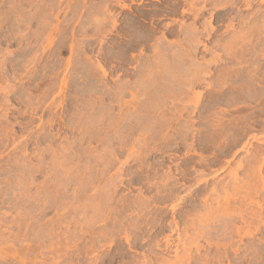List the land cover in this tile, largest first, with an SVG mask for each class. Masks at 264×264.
I'll return each instance as SVG.
<instances>
[{"label": "bare ground", "instance_id": "1", "mask_svg": "<svg viewBox=\"0 0 264 264\" xmlns=\"http://www.w3.org/2000/svg\"><path fill=\"white\" fill-rule=\"evenodd\" d=\"M4 1V0H3ZM17 2H18V0H16ZM43 1H45L44 3H47V4H45L44 5V3H42V2H40L39 1V4L40 3H42V6L41 5H39L38 7H36L35 8V12H33L32 11V13H30L31 11H29V15H26V16H24V15H22L21 16V18H17V19H15L16 20V22L17 21H20V25L18 24V27H17V29L16 28H13V29H16V30H18V32L17 33H15L16 35H18V38L16 37H14L13 38V36L15 35V34H13L12 35V38L13 39H15L18 43L19 42H21V43H23L22 41H24V42H26L25 43V45H27V46H30L29 47V49H30V58L31 59H29V63L28 62H26V63H28V64H30V66H32V71L30 72H28V73H30L29 74V78H28V75L26 76V79L27 80H29V82L31 81V82H33L32 84H34L35 83V81L37 80V78L39 79V80H37L36 81V83L38 82L39 83V81L40 80H43V82L42 81H40V83H42L43 85H41L42 86V88H43V90H44V92L42 93V95H41V92H40V95H41V97L39 96V97H37V93L35 94L29 87H30V84H27V85H29V87L28 88H24V86H23V84H21V85H19L18 87H16V86H14L13 84H11V83H13V82H11V83H9V89H8V86H7V88H5L4 86H3V88H1L0 90H2V92H3V90H4V92H5V89H6V92H7V95H5L6 97H8L9 95L11 96V93H16V97H18V98H16L17 99V101L18 102H21V104L25 107V109H23V113L22 112H20L19 111V109H21V108H17V107H19V106H15V105H17V104H15V105H13L12 104V102L9 104V102H10V99H9V101H4V103L2 104V102H0V111H2V113H3V111L4 112H6L5 114H6V116L4 115V113H3V115H0V117H2V118H4V119H6V122H4V123H2L3 121H5V120H2L1 118V120H0V163L2 164L3 163V161H5V159H6V157H7V152L8 151H11L10 149H12L11 147H13V149L15 150V151H18V153L17 152H15L14 151V153H17L16 154V157L14 156L13 158H14V161L11 159L10 160V162L11 163H9L8 164V162H9V160L7 161V162H5V163H7L8 165L7 166H9V167H6V169H4V170H8L9 172H5L4 174L3 173H0V204L2 203V204H4V206L6 207L7 205V207H9V205H11L12 207H10V208H16V207H18V208H22L21 206H20V204H21V202H24L25 200H23V201H21V199H22V196H23V193L25 192V191H27V192H29L30 190L29 189H31L30 187H28V185H30L31 187L33 186V185H36V183L33 181V183H35V184H31L30 182L32 181V180H34L33 179V176H34V174H36V176H37V174L38 175H41V174H44V172H45V174H44V176L45 175H47V176H50V177H52V175H54L53 176V178H56V177H60V175H61V173H62V175H64V174H66L65 172H67V170H69V169H67V168H65V169H67L66 171L65 170H63L64 169V165H67V164H64L62 161L64 160V161H67V160H75V159H79V158H81V159H79V161L78 162H80L81 160H86V162L88 163V165H89V163H90V165H92V164H95V166L96 167H94L95 169V171H94V173H91V177L90 176H88V180H85V181H88V185L89 184H91L92 185V183H93V181H95V180H97L98 178H105L104 176L105 175H109V174H112L111 172H112V170H114V168L116 167V166H114L113 165V163L114 164H116V162L115 161H117L118 159H117V156L118 155H120V153H122V152H124L125 150H128L127 148L130 146V143H133L134 142V139L132 140V136H134L133 134H134V132L136 131V133H137V131H139V132H144V133H142V134H140V136H141V138H143L142 136H144V138L143 139H139L140 141V143L138 142V145H140L141 143H143V145H142V147H143V149H141V147H140V149L141 150H139V153H141V155L136 151V153H138V155H136V153H129L128 155H127V157L125 158V161L122 163V167L121 168H119V169H116L115 170V177H120L121 175H123V174H125V172L127 173L126 175H128V174H130V170L127 168V166L126 167H124L125 165H128L129 164V160H134V161H137V162H140L141 160H139V155L140 156H143V154L145 153L146 154V151L148 152V151H150V149L152 148L151 147V142H155L157 139L158 140H160L161 141V139L162 140H164V142H165V140L167 141V139H168V134L171 136V138H173L172 137V134L174 135L175 133H177V132H180V131H178V130H176L177 132H173L172 134L171 133H168V129H169V131H170V128L174 131L175 129H178V127L177 128H175L174 129V126L176 127V125L178 124V122H177V124L175 123V122H173V120H171L170 118V120L171 121H168V118H167V120H166V118H164V116H162V115H164V113H162V117L160 118V116H159V114H160V111H159V114L157 115V114H155L154 112V115H153V113H152V111H155V110H153V109H156L157 107V105L155 106L154 105V103L153 102H151V103H145V104H143V101L144 100H147L148 98H149V100L150 99H153L154 97H156V95L157 94H161V95H163L165 98H172L173 96V94H176L177 93V91L179 90V88L180 87H183V86H179V85H184V87L185 88H183L184 90H182L183 91V94H184V92H185V94L187 95V98H188V102L186 101L185 103H183L182 104V107H183V109H187V110H189L190 109V107L192 108V107H194L193 109L194 110H192V112H195V110H199V106H200V102H201V99L203 100V96H202V92L201 93H195L194 92V87L195 86H197V85H199V84H201L202 82H207V79L208 78H211V76H212V65L215 67L216 66V64H219L220 62H223L224 60H226L227 58L225 57V59L223 60V58H221V56L220 55H217L216 54V56H214L213 57V59L211 60V61H209V60H206V61H202V62H197L196 60H194L193 61V63H189L190 65H188L187 66V69H185V71H184V73L182 72V74H179V72H176L175 74H173L175 71H176V68H175V70H173L174 68H172V69H168V70H170L171 72H173V73H171L170 74V78H168V77H165V74L166 73H168L169 71L168 70H163L162 68H156V67H159L160 65H158L157 63L158 62H156V61H159V63H161V61L160 60H158V59H161L162 57H161V54H160V56H157V55H155V56H157L158 57V59H156V58H154V54L151 56V57H149V58H152L151 60H153V63H150V64H153V65H148V64H138V66L139 65H143V69L141 68V67H138V69L140 68V74H138V76H136V74H134L136 77H138V78H135V79H137V80H135L133 77L131 78L132 80H135V81H131V83L130 82H126V83H122L123 81L121 80V82L119 81L120 80V77L121 76H125L126 77V75H132V76H134L132 73L134 72L135 73V70H136V67H133L134 69V71H129V70H125V67L126 66H130V64H131V66H133L132 65V58L133 59H135L133 56H131V57H129V51L130 50H132V49H137L138 47H148V45L151 43V42H154L155 44L153 45L152 43V45H151V47H152V50H154V52L155 53H157L160 49H161V46L165 43L164 41H166V39L167 38H169V37H173V36H176V37H179L180 35H179V33H181V31H183V32H185V33H181V34H184V36H186L185 38H186V42L188 43V46L191 48V49H193L194 51H197L198 49H199V47H200V45L203 43H201L200 42V36L202 35H205V37L207 38V40H209V37H210V42H212L213 40H212V38H214V36H215V34H216V32H218L219 30L217 29V26H215V23L214 22H217L220 26H222L223 27V25L225 24V23H227V25L226 26H224L227 30L229 29H232V30H234L233 28H234V25H233V23H234V20H235V18L236 19H239V20H241L243 17V11L242 10H240V7H244V9L245 10H249V8H251V7H254L255 5H257V4H260V5H263L264 6V0H164L163 2H165V5H164V8L162 9V10H158L159 12H160V15L163 17V19H166L167 20V18H169V17H171V20L169 19V22L170 21H172L171 23H167L166 25L163 23L162 25H165V26H163L164 28V31H163V33H162V31L160 32V33H162V37H160V38H162L163 40H161V42L163 43L161 46H160V48L158 49V47H157V44L158 43H160V41H158L157 40V38H156V40L155 39H153L155 36V31H157L158 30V28L156 29V27H155V25H154V27H155V29L152 31V32H149L148 34L145 32L144 34L142 33V32H144V30H143V23L145 22V21H147V20H150V22L151 23H157V22H155V20H158V19H161L162 20V17H159L158 19H157V15L159 14H156V13H154L155 11H149V12H147L146 14H142L141 12L140 13H138V12H136V13H138L136 16H132V17H128V18H125V16H124V18L123 19H120V20H118V19H116V17L114 18V16H112V14L111 15H109L110 14V12L108 11H106L107 13H105L104 14V12H100L99 14L100 15H102V14H104V16L106 15V16H112V18H113V21L111 22L112 23V30H111V32L108 30V33L110 32L111 34H114V33H116V34H118L120 37H122V38H128L129 40H128V42H129V45H128V47L126 46V49H124V50H120L118 53H116V54H110V53H108V52H105L104 53V55H103V59L105 60V62L104 63H106V64H108L109 65V63H111V62H114V60H117L116 62L118 63V65H119V67H121V68H119L118 66H117V68H119V69H121L120 71H119V69H117V68H115V69H117V78H116V81H112L113 83H114V85H115V87H114V85L112 86V84H111V86H109L110 85V83H109V81H110V78H114V76L112 75V73H111V71H110V69H106L105 68V66H103V60H101L102 62H100L99 61V66H96V68H92V67H95V66H93L91 63H88L87 62V66H88V64H89V68H90V64H91V68H90V70L88 69V67H85L84 65L86 64L85 62L87 61V59H86V61H84V62H82V61H80L79 59L81 58V54L83 53L82 52V47H81V49H79L78 47H76V46H79L76 42L78 41L77 40V38H80V36H83V35H85V37L84 38H86V37H88L87 36V34L86 33H88L87 31H88V29L87 28H89V29H92L91 28V25H95V31H91V32H95L94 33V35L96 36L97 34L98 35H101V33H103V32H101V31H104L105 30V21H103V19L105 20V17L103 18L102 16H100V17H102V18H100V17H97L98 15H94V17L91 19H89V17H88V19L90 20V22L88 23V27L87 26H85V24L86 23H84L82 26H81V22L84 20V21H87L85 18L86 17H84V19H82V21L80 20V19H78V21H76V20H74V17L76 16V15H74V17H73V15H72V19L75 21V23L73 22V20H68V13H66L67 11H64L65 13L64 14H66V16H63L64 18H66V21L70 24V22L69 21H72L73 23H74V26L72 27L71 25L73 24V23H71V25L69 26L68 24H64L63 26H64V28L62 27V24H60L61 26V28L59 29L58 28V26H55V24L52 22L54 19H52V24H54L53 26L54 27H50L49 26V23H51V22H49V20H51V15L53 16V14L55 13V12H59L58 14L57 13H55V14H57L58 15V18H59V20H60V17H59V14L61 13V11H55V9L56 8H53V6H51V0H48V1H46V0H43ZM53 1V0H52ZM55 1V0H54ZM59 1V0H58ZM73 1V0H72ZM124 1H126V0H119V1H117V3L118 4H120L121 6H122V8L123 9H127V10H129L130 9V7H129V5H127ZM131 1V0H130ZM136 1V0H135ZM157 1H160V0H157ZM26 3H28L29 4V2H31V1H29L28 0V2L27 1H25ZM24 2V3H25ZM37 2L38 1H36V2H34V3H36L37 4ZM68 2V1H67ZM76 2V6H74L73 7V10L74 11H76L74 8L76 7L77 8V6H78V0L77 1H75L74 0V3ZM80 2H85V4H86V2L87 1H81L80 0ZM88 2H89V0H88ZM108 2V1H107ZM132 2H133V0H132ZM162 2V3H163ZM16 3V2H15ZM23 3V0H21V3H16L17 5L18 4H22ZM32 3V2H31ZM29 4L28 6L30 7V5L32 6V4ZM54 3V2H53ZM53 3H52V5H53ZM57 3V2H56ZM59 3H60V1H59ZM68 3H70V5H71V1L70 2H68ZM73 3V4H74ZM104 3H106V2H104ZM109 3V2H108ZM111 3V2H110ZM15 4V5H16ZM62 4H63V2H62ZM88 4V3H87ZM113 4V3H112ZM115 5H118V4H116V2L114 3ZM129 4V3H128ZM164 4V3H163ZM199 4H202L201 6L202 7H199V8H197V5H199ZM20 5L19 6H17V7H19V8H17L16 6H15V8H17V9H19V11H20V9H22L21 7H20ZM57 5H60V4H57ZM57 5H54V6H57ZM70 5L69 6H66L67 8H71L70 7ZM81 5V3H79V6L78 7H82V6H80ZM82 5H83V3H82ZM106 5H108V4H106ZM105 4L103 5V8L102 9H105L104 8V6H106ZM182 5H184L183 7H182V9H181V6ZM34 6H35V4H34ZM61 6V5H60ZM60 6H57V7H60ZM119 6V5H118ZM120 6V7H121ZM142 6V5H141ZM143 6H144V4H143ZM23 7V6H22ZM62 7V9L64 10L65 8H63V6H61ZM60 7V8H61ZM86 6H84L83 5V8H85ZM91 7H93V6H91ZM91 7H90V9H91ZM101 7H102V5H101ZM100 7V8H101ZM110 7H113V5H111ZM213 8V10H215L214 12H215V14L213 13L212 15H211V17L213 18V20H214V22H210V23H208L207 21V23L206 24H203L202 26H203V28H202V30L200 31V30H198V28H196L195 27V25L196 24H194V26H191V25H188V26H190V27H185L182 23H180L181 21L180 20H177L176 18H173V16L174 17H176V15L180 12L182 15L181 16H186V15H191V16H193V20L195 21V22H197L196 20L199 18V17H201L202 15H204V12H205V10L206 9H208V8ZM10 7H8V9H9ZM11 8H13V6L11 7ZM10 8V9H11ZM94 8H98V6L97 7H94ZM147 8V7H146ZM24 9V8H23ZM81 9V8H80ZM80 9H78L77 8V12L79 11L80 13H81V11H80ZM86 9V8H85ZM108 9H109V6H108ZM150 9V8H149ZM12 10V9H11ZM14 10V9H13ZM16 10V9H15ZM27 10V9H26ZM31 10V9H30ZM57 10H58V8H57ZM66 10V9H65ZM82 10V9H81ZM87 10H89V7H88V9ZM92 10V9H91ZM156 10V9H155ZM156 10V11H157ZM230 10H231V12L232 13H235V17H233L231 14V12H230ZM17 11L18 10H16V11H13V13H11L10 12V10H9V12L11 13V15H13L14 14V12H16L17 13ZM18 11V12H19ZM23 11H25V9L24 10H22V11H20L19 13L21 14ZM74 11L72 12V14H77V18H80V17H82V16H80L79 17V15L78 14H80L79 12L78 13H74ZM93 12H91V14L92 13H94V11H95V9L94 10H92ZM97 11V10H96ZM258 11V10H257ZM27 14H28V11H25ZM63 12V11H62ZM86 12V11H85ZM85 12H83L82 11V13H85ZM89 13H90V10L88 11ZM88 12H86L87 13V15H88ZM208 12V11H207ZM259 12V11H258ZM258 12H257V14H258ZM16 13L14 14V15H16ZM85 13V14H86ZM144 13H145V11H144ZM9 14V13H8ZM22 14H24V13H22ZM63 14V15H64ZM71 14V13H70ZM85 14H84V16H85ZM108 14V15H107ZM123 14V13H122ZM251 14V13H250ZM10 15V16H11ZM57 15H54L53 17L55 18V19H57ZM86 15V16H87ZM234 15V14H233ZM253 14H251L250 16H252ZM254 15H255V13H254ZM10 16H9V18H10ZM19 16V15H18ZM91 16V15H90ZM96 16V17H95ZM122 16V15H121ZM180 16V15H179ZM183 16V17H184ZM190 16V17H191ZM232 16V17H231ZM237 16V17H236ZM259 16H260V27H261V29L263 28L264 29V12H262L261 11V13H259ZM7 17V16H6ZM203 17V16H202ZM246 17V16H245ZM248 17V18H247ZM245 19L243 18L242 20H241V22H242V24L239 26L240 27V29H239V31L237 32L236 30V32H234V33H237V34H234L233 32H232V34H234V36H229V37H231L232 39H230V41H225L224 42V38H219V40L221 39H224L223 40V42L225 43V45L223 44V46H222V49L225 51V53H224V51L221 49V52H223L224 54H225V56H228V61H230L231 59L230 58H237V56H236V54L235 53H238V52H231L230 50H233V49H231L232 47H233V45H234V47H236V45H239V44H242V45H244L243 46V49L241 48V50L242 51H240L239 50V52H241V54H242V56L243 55H245V54H247V53H245L244 54V52H250V50H252V48H253V46H254V44H251V43H253L252 41H251V37L250 38H248L247 36H245L246 34H247V32L248 31H251V30H253V28H250V27H247V25L249 24L248 22H251V19L249 18V16H247ZM257 17H258V15H257ZM76 18V17H75ZM109 20H110V17H107ZM253 18V17H252ZM3 18H1V20H2ZM7 19V18H6ZM11 19V18H10ZM10 19L8 20V21H10ZM108 19H106V22H108L107 20ZM173 19V20H172ZM188 19V18H187ZM6 20V21H7ZM14 20V19H13ZM65 20V19H64ZM80 20V21H79ZM185 20V19H184ZM238 20V21H239ZM244 20V21H243ZM7 21V22H8ZM57 21V20H56ZM180 21V22H179ZM4 21H2V23H3ZM59 22V21H58ZM57 22V24L59 25V23ZM65 22V21H64ZM64 22H61V23H64ZM162 22V21H161ZM165 22V21H164ZM1 23V24H2ZM12 23V22H11ZM10 23V24H11ZM25 23V25L26 26H24L23 24ZM35 23L37 24L36 26H37V30H36V28H34L33 26L35 25ZM66 23V22H65ZM148 23V22H147ZM166 23V22H165ZM194 23V22H193ZM258 23V22H257ZM6 25H7V23H5ZM9 24V27H11L12 28V26H14V25H10ZM12 24H14V23H12ZM17 24V23H16ZM89 24H91V25H89ZM51 25V24H50ZM78 25H79V28H78ZM87 25V24H86ZM105 25V26H104ZM161 25V26H162ZM205 25V26H204ZM218 25V26H219ZM258 25V24H257ZM5 26V25H4ZM15 26H17V25H15ZM52 26V25H51ZM150 26L152 27V25L150 24ZM183 26H184V29H183ZM249 26V25H248ZM8 27V28H9ZM24 27V28H23ZM33 27V28H32ZM87 27V28H86ZM107 27V26H106ZM160 27V26H159ZM252 27V26H251ZM254 27V26H253ZM1 30H3V24H2V26H1ZM7 28V27H6ZM5 28V29H6ZM10 28V29H11ZM20 28V29H19ZM23 28V29H22ZM49 28V29H48ZM94 28V27H93ZM104 29V30H101V29ZM187 28V29H186ZM35 29V30H34ZM258 29H259V26H258ZM50 30V31H49ZM93 30V29H92ZM99 30H101V31H99ZM141 30H143L142 32H141ZM218 30V31H217ZM15 31V30H14ZM46 31H49L48 32V34H47V32ZM149 31V30H148ZM254 31V30H253ZM253 31H251V32H253ZM4 32V31H3ZM6 32V31H5ZM4 32V33H5ZM11 32H13V30H11ZM11 32L9 33V31L7 32V34L9 33L10 35H11ZM44 32H46V33H44ZM100 32V33H99ZM251 32H250V35H251ZM264 32V31H263ZM104 33H107L106 31H104ZM142 33V34H141ZM155 33V34H154ZM219 33V32H218ZM6 34V35H7ZM9 34L7 35V36H9ZM44 34L45 35H47L46 36V41H45V44H46V42H47V44H46V46L44 47V43L42 42V40L45 38L44 37ZM80 35L79 37H77L76 35ZM177 34H178V36H177ZM0 35H2V34H0ZM43 35V37L44 38H41L42 40H39L40 39V37ZM88 35H89V33H88ZM93 35V34H92ZM102 35H104V34H102ZM4 37H6L5 36V34L3 35ZM77 38H76V37ZM89 37L91 38V36L89 35ZM93 38H94V36H92ZM97 37V36H96ZM166 37V38H165ZM223 37V36H222ZM247 37V38H246ZM9 38V37H8ZM11 38V39H12ZM56 38V39H55ZM57 38H58V40H57ZM70 38V40H74V41H72V42H75L76 44H74V43H72L70 40H68V42H67V39H69ZM75 38H76V40H75ZM165 38V39H164ZM10 39V38H9ZM12 39V40H13ZM159 39V38H158ZM55 40H57V41H55ZM82 41H90L89 40V38H86L85 40H83V37H82V39H81ZM80 40V41H81ZM155 40V41H154ZM217 41H218V39H216ZM8 42H9V44H10V41L9 40H7ZM15 41V42H16ZM38 41L40 42H42L41 44H42V46H43V48L46 50V52H47V50H48V55L49 56H51V53L52 52H56L57 53V51H55V50H57V49H55L54 48V51L52 50V45H57L58 47L57 48H59L60 50L62 49V50H64V49H66L67 48V46L69 47V49L68 50H70V57H72V59H73V61H71L70 59L68 60V62L66 63V65H65V68L63 69V71H65V74L66 75H68L71 71L73 72V73H75V75L77 76L76 78L77 79H79V80H83L84 81V83L86 82V84H87V86H85L84 84H83V88H84V86H85V90L83 89L82 90V87H80L79 85H77V86H79L78 88L77 87H75L76 86V84L74 85V91H75V93H76V99H73L72 100V103H71V105H67V101L65 100V98H64V95H65V92L68 90V88H69V84H67V82H66V77L61 81V84H60V86H59V88L57 89V91H58V93L56 92V90L54 91V92H56L58 95H57V98H55V97H53L52 95L50 96V94L53 92V90L54 89H56L55 88V86L57 85V84H55V82H54V84H52L53 82V76H55L56 75V72L58 73V74H60L59 73V70L61 71V69L60 68H62V66H64V63H65V61H64V63H63V65H61L60 66V64L58 63V62H56L57 60V58L58 57H56V61L54 62V61H52V62H50V63H53L52 65L50 64H47L46 62L48 61V60H46V59H50L49 61H51V58H54V57H51V58H49V56L42 50V54H44L45 55V57H46V59H44V58H42V57H40V59L42 58V59H44V60H46V61H44L45 63H46V65L45 66H43L45 63H42V62H40V63H42V64H39V57H38V53H40L39 51H40V49L41 48H39V46H41V44L39 43V46L38 45H36V43H38ZM44 41V40H43ZM72 43L70 46H69V44H70V42ZM81 41V42H82ZM87 41V42H88ZM213 41V43L214 44H221V42L220 41ZM250 41H251V43H250ZM12 42V41H11ZM79 42V41H78ZM246 44V46H245V44ZM34 44V46L36 45V47L37 48H39L38 50V52L37 51H34V50H37V49H35V47L33 46V44ZM69 43V44H68ZM80 43V42H79ZM169 43V42H168ZM177 43V42H176ZM20 44V43H19ZM44 44V45H43ZM68 44V45H67ZM74 44V45H73ZM93 43H87L86 44V46L83 48V49H87V47H89L90 45H92ZM206 44H208V42L206 43ZM76 45V46H75ZM81 45V44H80ZM160 45V44H159ZM158 45V46H159ZM165 45H167V47H169L170 45L169 44H165ZM169 45V46H168ZM176 45V44H175ZM204 46V48L205 49H207V45H205V44H203ZM218 45H217V47H218ZM242 45H241V47H242ZM20 47H24V45L22 46V45H20ZM19 47V48H20ZM143 47V48H144ZM150 47V48H151ZM163 47V46H162ZM171 47V46H170ZM175 47V46H174ZM173 46L171 47V48H169L170 50L171 49H174L173 50V52H174V54L176 55V54H179V51L180 50H178V47L179 46H176L175 48H176V50H175V48H174ZM220 48H221V46H219ZM180 48V47H179ZM23 49V48H22ZM25 49V50H24ZM23 50L24 51H26V48H24ZM88 49H90V48H88ZM87 49V50H88ZM122 49V48H121ZM184 49V48H183ZM22 50V51H23ZM61 50V51H62ZM67 50V49H66ZM21 51V50H20ZM59 51V50H58ZM61 51H60V53H61ZM85 51V50H84ZM133 51V50H132ZM193 51V52H194ZM227 51V52H226ZM15 52V51H14ZM165 52V51H164ZM187 52V51H186ZM198 52V51H197ZM36 53L38 54V55H36ZM40 53V55L42 56V54ZM56 53H54V54H56ZM171 53V52H170ZM183 53H185V52H181L180 51V54H183ZM255 53V52H254ZM16 54V53H15ZM54 54H52V56L54 55ZM159 54V53H158ZM221 54V53H220ZM250 54V53H249ZM13 53H10L9 54V56H10V58H5V60H10V62L11 63H9V66H10V64H12V63H16V61H17V57H13ZM59 55V52H58V54L57 55H55V56H58ZM76 56V60H78V61H75L74 60V58H73V56ZM86 55V54H85ZM134 55V54H133ZM162 55H164V54H162ZM175 55H172V57L173 56H175ZM183 55H185V54H183ZM187 55H190V54H187ZM237 55H240V54H237ZM7 56H8V54H7ZM32 56V57H31ZM60 56V55H59ZM74 56V57H75ZM79 56H80V58H79ZM84 56V55H83ZM82 56V57H83ZM135 56V55H134ZM177 56H179V55H176L175 57H177ZM181 56V55H180ZM222 56H223V54H222ZM241 56V55H240ZM253 56H255V54L253 55ZM257 56V61H256V63L258 64V63H261L260 62V60H259V57L261 58H263V56H264V52H261L260 53V56H259V54L258 55H256ZM259 56V57H258ZM44 57V56H43ZM138 57H140V56H138ZM138 57H137V59H138ZM142 57L143 56H141V59H142ZM146 57V56H145ZM160 57V58H159ZM169 57V56H168ZM230 57V58H229ZM59 58H61V57H59ZM261 58V59H262ZM140 58L138 59V60H140L139 61V63L142 61ZM178 59H181V58H176V60L178 61ZM235 59H233V60H235ZM240 59H241V57H240ZM245 59V58H244ZM53 60V59H52ZM59 60H62V59H59ZM83 60V59H82ZM138 60L136 61V60H134V61H136V63L138 62ZM150 60V59H149ZM243 58L238 62V58L235 60V62L237 61L238 62V64H240L241 66L242 65H244V63H243ZM264 60V59H263ZM19 61H23V60H21V58H19L18 59V62ZM89 61V60H88ZM133 61V62H134ZM190 61V60H189ZM196 61V62H195ZM245 61V60H244ZM248 61V60H247ZM255 61V60H254ZM262 61V60H261ZM5 62V61H4ZM7 62H9V61H7ZM6 62V63H7ZM20 62V64H22L21 66H23V63H21ZM24 62V61H23ZM62 62H63V60H62ZM61 62V63H62ZM80 62H82L81 64H84L83 66L85 67H82V65L80 64ZM90 62V61H89ZM5 63V64H6ZM49 63V62H48ZM116 63V64H117ZM148 63V62H147ZM177 63V62H176ZM234 63V62H233ZM246 63H248V62H246ZM245 63V64H246ZM255 63V62H254ZM256 63H255V65H256ZM263 63V62H262ZM4 64V65H5ZM14 64H12L11 65V68L12 69H10V71L12 70V76H14L15 74H16V72H18L17 71V69L16 68H20L19 67V65H18V67H17V63H16V65H14ZM114 64V63H113ZM115 64V65H116ZM158 66H157V65ZM162 64V63H161ZM236 64V63H235ZM27 65V64H26ZM38 65H42V67H43V69H42V67H41V69H42V71H43V73L46 71V73L45 74H47V71L49 70L50 71V74H49V77H48V75L46 76V77H48L49 79L47 80V78H46V80H44V79H40L42 76H43V78H44V76L45 75H40V73L39 72H37L36 70H35V68L37 69V68H39L38 67ZM224 65V64H223ZM254 65V66H255ZM258 65H260V64H258ZM258 65H257V67H258ZM262 65V64H261ZM260 65V66H261ZM8 66V67H9ZM80 66V67H79ZM114 66V65H113ZM128 66V67H129ZM137 66V65H136ZM163 66V65H162ZM174 66V65H173ZM259 66V67H260ZM112 66H110L109 68H111ZM161 67V66H160ZM176 67V66H175ZM249 67H250V65H249ZM258 67V68H259ZM262 67V66H261ZM10 68V67H9ZM9 68H7V70L9 69ZM87 68V69H86ZM108 68V67H107ZM154 68H156L155 70L158 72V74H156L157 72H154L155 70H154ZM164 68V67H163ZM239 68H240V66H239ZM245 68V67H244ZM263 68H264V65H263ZM263 68H261V69H259L260 71H262V69ZM26 69V68H25ZM28 69V68H27ZM84 69H86V70H88V73H87V71H86V73H87V75H85L86 73H85V70ZM115 69H114V71H115ZM142 69V70H141ZM242 69V68H241ZM247 69V68H246ZM253 69V68H252ZM179 70V69H178ZM177 70V71H178ZM244 70V69H243ZM259 70L256 68V69H254V71L252 70V72H251V75H250V77L252 78L251 79V82H245L244 81V83L241 81V83L239 82H237V83H234L231 79H236L238 76H239V72H240V70L239 71H237V72H233L234 73V75H232V72L231 71H224L223 73H220L219 75H218V78H216V81H218V84H217V82H214V84L216 83L218 86H216V84L215 85H213L214 87L216 86L218 89L216 90V91H213V92H215L213 95H212V97L211 98H213L214 99V102H215V104L217 105V107H218V105H222V103H225V104H229V105H231V106H233L232 108H234V112H229L231 115L230 116H232L233 117V115H235V114H237V113H243V116H239V118L236 116V117H234L233 119H230L229 120V117H226L227 115H228V112H225L224 110H218L217 112L215 111V112H213V110L215 109H211L212 111H210L211 112V116H218L219 115V117H221V118H219L218 117V119H217V117H216V119L217 120H214L215 121V124L212 126V130H214L213 131V134H212V136H208L209 134H208V132H207V136L206 137H210V139H208V143H211V144H213V145H217L216 146V148H219V150L217 151V152H213L214 154H213V159H203L202 160V162L200 163V161L198 162L199 164H200V167L202 168H200V167H196L197 169L198 168H200L201 170H196V169H194L193 168V166H192V168L194 169V175H195V173L197 174V176L199 177V180L197 179L195 182L196 183H191V184H194V185H191V186H189L188 185V183L186 182L187 181V179H189L190 177H191V174H189V172H188V170H190L191 169V167L189 166V168H188V170H183V169H181L182 171H179V169L177 170L178 172H180L179 174H180V178H178L177 176V178L175 177V175L176 174H174V175H172V171H171V174H170V171L168 170V172H169V174H165L162 178H164V180H162L161 179V184L159 183V182H156V180L155 181H151V180H148L147 181V185L149 186H147L148 188H147V191L148 192H150L149 190H153V188L155 189V194L153 193V195H157L158 196V198H156L155 199V201L157 200V199H160V201L158 202H154V200L153 199H151V198H147L146 200L145 199H137L136 201L135 200H133L131 203H129L128 202V200H127V198H126V201H125V199H122V198H124V197H122L121 199H119L120 200V202H121V200L122 201H124V203H122L121 202V204H119V203H117V204H119V205H121V206H119L120 208V210L117 208V206H114L115 207V209H113V208H108V206H106L107 204H109L112 200H114L113 199V197H114V195H115V193L118 191L116 188H117V186H115V181L114 180H111V181H114V183L112 182V184H114V188L112 189V190H110V189H108L107 190V194L106 193H104V194H106L105 196H104V198H102L101 196H100V194H102L101 192H100V194L99 195H96L98 192L97 191H93L95 194H93V195H96L97 197V199L98 200H100L99 201V203L100 202H102V200H104L107 204H105V207H107L108 208V210L107 211H114L113 212V214L115 215H118V214H120L121 215V213L122 212H124V210H126V212L128 211V209H129V211H130V209H132V207H136V208H138L139 210H140V208H141V212L142 211H151V209H149L152 205H151V202L149 201L150 199H151V201L152 202H154V204H153V206H152V208L153 207H155V210L156 211H158V209H161V204H163L164 205V203H166L168 200H173V199H176L174 202H173V204L169 207L170 208V211H172V213H173V211L175 212V211H178L185 203H187L188 201H191L194 197H196V198H199L200 197V201L203 203V207H204V209L203 208H201L202 206H201V204H200V208L202 209L201 211H212V203L213 202H210V199H209V196H210V194H212V197H213V194L215 195H219V194H223V196L225 195L226 197H228L229 196V193L231 192V191H233V192H235V193H237V192H243V194H244V199L243 198H241V199H238V200H240L238 203H241V205L239 206L238 204H237V206L236 207H242V205L243 204H245V203H242L243 201H249V200H251L253 203H256V204H258L259 206L261 205V208L263 207L262 206V204L260 203V202H254V198H256V197H254L255 196V194H257V193H259L258 191L261 189V188H264V175H263V171H264V156H263V152H262V150L261 149H263V146H264V93L262 94V95H258V94H256L257 92H260L261 90L262 91H264V76H263V79H261V76H260V72H259ZM264 70V69H263ZM9 71V70H8ZM26 71H28V70H26ZM25 71V72H26ZM42 71H40L41 73H42ZM62 71V72H63ZM137 71V70H136ZM139 71V70H138ZM168 71V72H167ZM215 71V70H214ZM247 71V70H246ZM71 72V73H72ZM242 72V71H241ZM243 72H245V71H243ZM264 72V71H263ZM27 73V74H28ZM38 73H39V75H38ZM70 73V74H71ZM138 73V72H137ZM7 74V73H6ZM6 74H5V76H6ZM10 74V73H9ZM8 74V75H9ZM14 74V75H13ZM18 74V73H17ZM63 74V73H62ZM64 74V75H65ZM216 74V73H215ZM21 75V74H20ZM25 75V74H24ZM61 75V74H60ZM63 75V76H64ZM74 75V76H75ZM153 75H155V76H153ZM167 75H169V73L168 74H166V76ZM241 75V74H240ZM4 76V77H5ZM23 76V75H22ZM37 76H41V77H37ZM59 76V75H58ZM71 76H73V75H71ZM70 76V78H72ZM74 76H73V78H74ZM160 77V78H158V77ZM1 77V76H0ZM4 77H2V78H4ZM9 77H11L10 75L8 76V79H7V77H5L6 78V80H8L9 81ZM15 78H17V75L16 76H14ZM13 77V78H14ZM56 77V76H55ZM54 77V78H55ZM69 77V76H68ZM129 77V76H128ZM155 77V78H154ZM163 77H165V79L163 78ZM18 78H21V77H19L18 76ZM50 78H52V79H50ZM58 78H60L59 79V81L61 80V77H57L56 78V80L58 79ZM69 78V79H70ZM72 78V79H73ZM119 78V79H118ZM144 78H146L145 80H144ZM168 78V79H167ZM241 78V77H240ZM11 79V78H10ZM25 78H23V80H24ZM25 79V80H26ZM86 79H88V80H86ZM108 79H109V81H108ZM115 79V78H114ZM166 81H164V80ZM5 80V81H6ZM17 80V79H16ZM16 80H13L12 79V81H16ZM56 80H54V81H56ZM167 80L169 81L168 82V84H167ZM11 81V80H10ZM73 81H75V80H73ZM78 81V80H77ZM107 81H108V83H107ZM127 81H129L128 79H127ZM159 81H164V82H162L164 85H166V86H164L163 84V86L161 87V82H159ZM235 81V80H234ZM237 81V80H236ZM253 81H259L261 84H263V87H261V88H263V89H258L255 85H254V83H253ZM19 82V81H18ZM25 82V81H24ZM47 82H49V83H47ZM71 82V81H70ZM69 82V83H70ZM76 82V81H75ZM121 84H120V83ZM133 82V83H132ZM135 82H137V86L135 87ZM28 83V82H27ZM35 83V84H36ZM39 83V84H40ZM47 83V84H46ZM83 83V82H82ZM141 85H140V84ZM14 84H15V82H14ZM17 84V83H16ZM58 84H59V82H58ZM74 84V83H73ZM79 84V83H78ZM109 84V85H108ZM134 84V85H133ZM203 84V83H202ZM257 84V83H256ZM26 85V84H25ZM37 85V87H39L38 86V84H36ZM72 85V84H71ZM81 85V84H80ZM140 85V86H139ZM21 86V91L19 90V92H17V90L19 89V87ZM32 86V85H31ZM35 86V85H34ZM40 86V87H41ZM82 86V85H81ZM159 86L161 87L160 89H159ZM179 86V87H178ZM207 88H209V87H212L211 86V83H208L207 84ZM17 88V89H14V88ZM23 87V88H22ZM36 87V86H35ZM35 87L34 88H32L33 90H35ZM36 87V88H37ZM56 87H58V85L56 86ZM71 87H73V86H70V88ZM164 87V88H163ZM206 87V86H205ZM213 87V88H214ZM215 87V88H216ZM79 88H81V89H79ZM134 88V89H133ZM136 88H138V89H136ZM163 88V89H162ZM72 89V88H71ZM88 89H89V91H91L90 93H89V91H88ZM132 89H133V92H140V90L142 91V93H140L139 94V96H138V94L136 95V94H133V92H132ZM158 89V90H157ZM178 89V90H177ZM182 89V88H181ZM212 89V88H211ZM32 91L33 93H31V92H29V91ZM40 90V89H39ZM135 90V91H134ZM155 90H157V91H155ZM213 90H215V89H213ZM73 91V92H74ZM83 91L85 92V91H88V93L89 94H86L87 96L89 95V97L90 96H94L95 95V98H94V100H91V101H87V100H85V101H87V102H89L88 103V106L86 105V107H89L88 109L90 110V112H86V114H87V116H86V114H85V116L83 115V113L81 114V112H80V110H78L79 109V107H81V106H84V108H86L85 107V103H84V101L82 100L83 98H82V96H81V98L82 99H80V98H78L80 95H77V94H79V93H83ZM5 92V93H6ZM93 92V93H92ZM179 92H181V91H179ZM212 92V93H213ZM95 93V94H94ZM128 94V93H130V96H131V98H132V102H138V107L136 108V110H135V108L133 107V112H131L128 108H131V107H128L129 106V104L131 103V101H125V100H122L123 98H124V96H125V94ZM195 93V94H194ZM9 94V95H8ZM55 94V93H54ZM66 94H68V92L66 93ZM91 94V95H90ZM93 94V95H92ZM39 95V94H38ZM84 96V99H86V97L87 96ZM256 95H258L257 97H256ZM13 96V95H12ZM34 96H36V98L34 97ZM68 96V95H67ZM73 96H74V94H73ZM172 96V97H171ZM5 97V99L6 100H8L7 98ZM51 98L52 99V97H53V99L51 100V99H48V98ZM71 97V96H70ZM142 97H144V98H146L147 97V99H144L143 100V98ZM256 97V98H255ZM9 98V97H8ZM14 98V97H13ZM78 98V99H77ZM141 98H142V103H141ZM255 98V100H252V99H254ZM19 99L21 100V101H19ZM87 99H88V97H87ZM90 99V98H89ZM91 99H92V97H91ZM107 99H109V100H111L110 102L113 104V102H116V103H114L113 105L115 106V104H117L118 103V106H119V115H118V110H117V108H116V111H117V114H112L113 112L112 111H115L114 109V106L113 105H111V103H106L105 101L107 100ZM2 100H3V98H2ZM1 100V101H2ZM13 100H15V99H13ZM48 100L50 101V102H48ZM69 100V99H68ZM251 100H252V102H251ZM16 101V102H17ZM108 101V100H107ZM251 103H250V102ZM86 102V103H87ZM106 104H105V103ZM249 102V103H248ZM252 103H254V104H252ZM12 104V105H11ZM107 104H109V106L107 105ZM133 104V103H132ZM193 105V106H192ZM136 106H137V104H136ZM68 108V109H70V110H68V112L69 113H66L65 114V108ZM176 107L177 106H175V107H171V108H173L174 110L176 109ZM206 107H208V106H206ZM141 108H143L142 109V111H141ZM161 108H164V106H162ZM161 108L160 109H156V110H161ZM219 108V107H218ZM181 109V108H180ZM205 109V108H204ZM39 110H42V112L43 113H46V114H48V118L47 119H45V120H47L46 122L44 121V119H42L41 117L42 116H39V125L38 126H40V131L38 132V131H36V132H32V131H30L29 129L30 128H32V127H30V126H28V127H30L29 129H27L26 128V124H28L29 123V125H31V124H34V123H31V122H33L34 120H35V118L36 117H32V116H34L35 114H37L38 113V111ZM44 110V111H43ZM88 110V111H89ZM210 109H208V111H209ZM9 113H8V112ZM208 111H207V113H208ZM16 112H19V114H21V116L23 115V116H27V115H29V116H31L32 118H34V120H32V118L30 119V121H27V123H25V126L23 125V127H24V129L22 128V130H23V132L24 133H22V135H18V136H20V137H18V136H16V134H14L13 133V131L15 130L14 128V126H15V124L17 125V123L16 122H11V123H13L14 125L12 126V124H10L9 123V121H10V119L9 120H7V115L9 114H12V113H16ZM112 112V113H111ZM209 112V113H210ZM213 112V113H212ZM201 114H200V116H204V117H209L210 116V114L208 115V114H206V110H203L202 109V111L200 112ZM233 113H235V114H233ZM25 114V115H24ZM42 114V113H41ZM45 114V115H46ZM18 115V114H17ZM83 115V116H82ZM114 115H118V116H114ZM242 115V114H241ZM12 116V115H11ZM15 116V115H14ZM44 116V115H43ZM210 116V117H211ZM229 116V115H228ZM10 117V116H9ZM28 117V116H27ZM166 117V116H165ZM203 117V118H204ZM207 117V118H208ZM209 117V118H210ZM14 118V117H13ZM228 118V120L226 121V119ZM17 119V118H16ZM24 120H25V118H23ZM223 119V120H222ZM23 120V121H24ZM32 120V121H31ZM175 120V119H174ZM8 121V122H7ZM26 121V120H25ZM177 121V120H176ZM208 121V120H207ZM212 122V121H211ZM31 123V124H30ZM187 123V122H186ZM194 123V122H193ZM22 124H24V123H20L19 125L20 126H22ZM88 124H91L90 126L91 127H89L88 126ZM176 124V125H175ZM189 124V123H188ZM19 125H18V127H19ZM37 125V124H36ZM86 125H87V127H86ZM191 125L192 124H189L188 125V127H186V125L185 126H183V129H185L184 127H186V129H185V131H186V133H188V132H190V134H191V129H193L192 127H191ZM162 126H165L164 127V129L162 128ZM180 126V125H179ZM14 127V128H13ZM157 127H161V129H163V131L164 130H167L166 132H162L161 131V129H160V131H161V134H160V136L159 137H161L160 139H159V137H158V133H157V131L155 130ZM194 128H195V126H193ZM37 128V127H36ZM181 128V127H180ZM179 128V129H180ZM190 128V129H189ZM215 128V129H214ZM12 129H14L13 131H12ZM158 129V128H157ZM182 129V128H181ZM21 130V131H22ZM32 130V129H31ZM187 130H190V131H188L187 132ZM53 131V133H51ZM71 132L70 133V135L72 134L73 136H74V134H77V136H76V138H75V141H69L68 139L69 138H65V140H68V141H66L65 143L63 142L62 144H66V146H61L60 147V145L58 144V146H57V148L58 147H60V148H58V149H60L61 150V154L63 155L62 156V158L60 159V161H61V163L60 162H58L57 160H55V159H57L56 158V152L54 151V149L53 148H51V147H53V145H54V142H55V140L58 138V137H60L61 135H62V132ZM149 131V132H148ZM154 131H156L155 133H154ZM184 131V130H183ZM183 131H181L180 133L182 134V132ZM184 131V132H185ZM259 132V133H253V132ZM151 135H149L148 133ZM172 132V131H171ZM195 132V131H194ZM55 133V134H54ZM147 133V135L149 136H145V134ZM179 133V134H180ZM144 134V135H143ZM158 134V135H157ZM179 134H177V135H179ZM180 134V135H181ZM185 134V133H184ZM210 134V135H211ZM177 135H176V137H177ZM179 135V136H180ZM187 134H185V136H186ZM72 136V139L74 138ZM170 136H169V138H170ZM178 136V138L176 139V140H179L180 141V139H181V136L179 137ZM157 137V138H156ZM175 137V136H174ZM183 137V136H182ZM188 137V136H187ZM64 138V137H63ZM170 138V140H172ZM180 138V139H179ZM184 139H185V141L187 142V138H185V137H183ZM59 139V138H58ZM61 139V138H60ZM175 139H173V140H175ZM204 139H206V138H203V139H201V141L200 140H198V141H200V142H198V143H200V145H201V142L203 143V142H205L204 143V145L206 144V146L208 145L206 142V140H204ZM131 140V141H130ZM137 140V139H136ZM158 140H157V142H158ZM169 140V139H168ZM172 140V141H173ZM63 141V140H62ZM93 141H95V143H101V144H103V146L104 145H106L107 146V148H109L108 150H107V148L105 147V150H103V152L104 153H101V155L100 154H95V152H96V149H97V147L96 148H93L94 150H89V151H85L84 150V148H83V145L84 144H86V143H94ZM182 141V140H181ZM57 142V141H56ZM70 142V143H69ZM136 143H137V141H135ZM162 142V141H161ZM176 142V141H175ZM174 142V143H175ZM183 142H184V140H183ZM258 143L259 145H257L258 147H253L254 148V150L252 149L251 151H253V152H249L250 151V148L252 147V146H255L253 143ZM115 143H117L118 144V147H114V144ZM135 143V144H136ZM170 143V142H169ZM181 142H178L177 141V143L175 144V146L178 148V146H179V144H180ZM11 145V147H10V149L9 148H7V147H9L8 145ZM43 144L45 145L46 144V147L44 146L43 147ZM61 144V145H62ZM116 144V145H117ZM156 144V143H155ZM32 145H34L35 147H36V149H35V151H33V154H34V152H36V153H38V155H36L39 159L38 160H36L35 159V161H38L36 164H33V162H31L30 163V158L27 160V158L29 157L28 156V152H29V150H30V147L32 146ZM40 145H42V147L40 148ZM132 145V144H131ZM154 145V144H153ZM210 145V144H209ZM236 145H239V148H238V151L237 152H232L233 151V146H236ZM134 146V145H133ZM144 146H146V148L144 147ZM202 146V145H201ZM34 147V148H35ZM130 147H132V146H130ZM130 147H129V149H130ZM189 147V146H188ZM204 147V146H203ZM213 147V146H212ZM231 147H233L232 148V150H231ZM236 147H238V146H236ZM85 148H87V147H85ZM134 148V147H133ZM148 148H150L149 150H148ZM154 148V147H153ZM153 148L151 149V150H153ZM175 148V147H174ZM214 148H215V146L213 147V150H214ZM256 148V149H255ZM8 149V150H7ZM87 149H89V148H87ZM86 149V150H87ZM7 150V151H6ZM216 150V149H215ZM13 151V150H12ZM58 151V150H57ZM129 151V150H128ZM141 151V152H140ZM246 152L247 154H248V157H243V158H238L239 160L236 162V159H237V157H238V154H240L241 152ZM264 151V150H263ZM126 152V151H125ZM219 152V153H218ZM57 153H60V152H57ZM88 154V159H87V157L84 155V154ZM98 153V152H97ZM60 154V155H61ZM246 154V155H247ZM9 155H10V153H9ZM47 155H52L55 159V161H57L58 163H60V164H64L63 166H61V167H63V169L61 168V169H59L60 167H58V169L56 168V166H57V164H55L56 166L54 167V165H53V167L52 168H49V170L46 172V171H44V169H43V173H42V167H44L43 165L45 164L46 165V162H45V156H47ZM82 155L83 156H85L86 157V159H82ZM135 155V156H134ZM174 155V154H173ZM186 155V154H185ZM212 155V154H211ZM35 156V157H36ZM121 156V155H120ZM170 156H172L171 154H170ZM205 155H203V157H204ZM36 157V158H37ZM60 157V156H59ZM59 157H58V160H59ZM84 157V158H85ZM208 157H210V156H208ZM230 157V158H229ZM239 157H241V156H239ZM11 158V157H10ZM10 158H8V159H10ZM48 158V157H47ZM201 158H202V156H201ZM207 158V157H206ZM211 158V157H210ZM226 158H228V160L226 159ZM49 159V158H48ZM223 159H226V160H223ZM30 160V161H29ZM34 160V159H33ZM52 160H53V158H52ZM139 160V161H138ZM89 161H91V162H93L92 164H91V162H89ZM29 162V163H28ZM142 162V161H141ZM67 163V162H66ZM69 163V162H68ZM81 163V162H80ZM235 163V164H234ZM51 164V166H52V162L50 163ZM75 164V163H74ZM83 164V163H82ZM118 164V163H117ZM116 164V165H117ZM142 164V163H141ZM197 164V163H196ZM234 164V165H233ZM84 165V164H83ZM144 165V164H143ZM233 165V166H232ZM47 166V165H46ZM49 166V165H48ZM50 166V167H51ZM71 166H72V164H71ZM98 166H99V169H100V167L102 168L101 170H97V168H98ZM114 166V167H113ZM195 166H198V164L197 165H195ZM67 167V166H66ZM142 167H144V166H142ZM218 167V170L216 169ZM234 167V168H233ZM7 168H9V169H7ZM56 168V169H55ZM78 168V167H77ZM82 168V167H81ZM179 168V167H178ZM185 168V167H184ZM213 168L215 169V171H213ZM76 169V168H75ZM86 169V168H85ZM89 169V168H88ZM140 169H143V168H141L140 167ZM150 169V168H149ZM230 169V170H229ZM1 170V169H0ZM61 170H63V171H65L64 173L63 172H61ZM80 170H82V169H80ZM140 171V170H139ZM177 171L175 172V173H177ZM191 171V170H190ZM207 171H208V173H207ZM209 171H211V172H209ZM228 171V172H227ZM61 172V173H60ZM76 172V171H75ZM12 173V174H11ZM60 175H59V174ZM90 173V172H89ZM148 173V172H147ZM191 173V172H190ZM192 173H193V171H192ZM11 174V175H10ZM82 174V173H81ZM224 174H228L226 177L224 176L223 178V180L222 181H220V182H216V180H218V178L219 177H221V176H223ZM33 175V176H32ZM72 175V174H71ZM87 175V174H86ZM177 175H178V173H177ZM243 175V176H242ZM32 176V177H31ZM142 176V175H141ZM203 176V177H202ZM27 177H29L28 179H31L30 181H28V180H26V178ZM69 177V176H68ZM122 177V176H121ZM149 178L148 179H150V176H148ZM197 177V178H198ZM202 177V178H201ZM45 178V181H46V178L47 177H44ZM49 178V177H48ZM91 178V179H90ZM111 178V177H110ZM113 178V177H112ZM139 178V177H138ZM143 178V177H142ZM159 178V177H158ZM194 179H195V177H193ZM59 179V178H58ZM57 179V180H58ZM69 179V178H68ZM77 179V178H76ZM99 179V180H100ZM115 180H117L116 178H114ZM120 179H122V178H120ZM119 179V180H120ZM134 179V178H133ZM153 179H154V177H153ZM52 179H48L47 181H51ZM59 180H61V177H60V179ZM63 180V179H62ZM61 180V182L59 183L58 182V186H60V185H62L63 186V189H64V186L65 185H63L66 181V179L65 180H63V181H65V182H63ZM90 180V181H89ZM119 180H117V181H119ZM135 180V179H134ZM143 180H145V179H140V180H136V181H134V182H136L137 184H143ZM147 180V179H146ZM36 181V180H35ZM54 181V180H53ZM80 181V180H79ZM78 181V182H79ZM81 181H83V180H81ZM143 181V182H142ZM151 181V182H150ZM191 181V180H190ZM44 182V181H43ZM52 182V181H51ZM152 182H154V183H152ZM156 182V183H155ZM45 183V182H44ZM47 183V185H42L41 187H48V188H45V191H44V188H43V190L41 191V198H37L36 199V197H35V195L33 194L32 196L34 197V199H35V201H33L32 199H31V197H30V199L28 200L27 198V200L29 201V204H30V201H33V202H31V203H33V205H34V203H35V207L37 208L36 209V211H40V214L38 213V212H36V213H38V215H39V218L37 219V217H36V219L38 220L37 221V223L38 222H40V224H41V221H43V220H40L41 219V217L42 216H44V213L46 214L47 212H48V209L50 210V207L52 208L53 206H52V201H54V200H52L53 199V197L52 196H55V194L54 193H51V191L53 190V188L55 187L54 185H52L51 184V186H49V184H48V182H46ZM80 183V182H79ZM109 183H111V182H109ZM117 183V182H116ZM119 183V182H118ZM157 183H158V185H157ZM190 183V182H189ZM66 184V183H65ZM120 185H123V180H121L120 181V183H119ZM134 184V183H133ZM86 185V184H85ZM119 185V186H120ZM144 185V184H143ZM13 186H14V188H13ZM37 187L39 186L38 184L36 185ZM52 186H54L53 188H52ZM57 186V185H56ZM62 186H60L61 187V191L62 192H64V190L62 189ZM93 186H94V183H93ZM8 187H11V190H12V188H13V190H14V193H16L15 192V190H17L15 187H17L18 188V191H20V193H21V195L22 196H19V194L17 195V193L16 194H14V195H11L12 193L11 192H13V191H11V190H9L10 191V193L11 194H9L8 192ZM34 187V186H33ZM49 187H51L52 188V190H49L50 188ZM26 188H29L28 190L26 189ZM40 188V187H39ZM75 188V187H74ZM80 188V187H79ZM84 188V187H83ZM83 188H81L82 190H83ZM96 188H97V185H96ZM95 188V189H96ZM109 188H112V186L111 187H109ZM118 188H120V187H118ZM142 188V187H141ZM10 189V188H9ZM47 189V190H46ZM56 189H57V191H56ZM89 189V188H88ZM40 190V189H39ZM59 189H58V187L56 188L55 187V193H57V192H59L58 191ZM93 190V189H92ZM140 190H142V189H140ZM22 191H23V193H22ZM26 192V193H27ZM66 192V191H65ZM79 192V191H78ZM86 192V191H85ZM97 192V193H96ZM262 192V191H261ZM19 193V192H18ZM26 193H24V194H26ZM35 193V192H34ZM40 193V192H39ZM80 193V192H79ZM142 193V192H141ZM232 193V192H231ZM54 194V195H53ZM57 194H59V196H60V192L59 193H57ZM57 194H56V196H57ZM143 194V193H142ZM150 194V193H149ZM233 194V193H232ZM37 195V194H36ZM64 195V194H63ZM139 195V194H138ZM141 195V194H140ZM139 195V196H140ZM152 195V194H151ZM235 195H237V194H235ZM12 196H16V198H18L17 200H15L16 198H14V197H12ZM25 196V195H24ZM23 196V197H24ZM29 196H31V195H28V197ZM38 196V197H39ZM59 196H58V199H59ZM75 196V195H74ZM77 196V195H76ZM99 196V197H98ZM149 196V195H148ZM222 196V195H221ZM224 196V197H225ZM20 197V198H19ZM25 197H27V196H25ZM143 197V196H142ZM151 197V196H150ZM156 197V196H155ZM211 197V196H210ZM219 197H220V195H219ZM239 197V196H238ZM52 198V199H51ZM60 198H61V196H60ZM63 198V197H62ZM92 198V197H91ZM95 197H93V199H94ZM229 198V197H228ZM228 198H224V199H228ZM20 199V202H18L17 203V201ZM24 199V198H23ZM223 199V198H222ZM257 199V198H256ZM52 200V201H51ZM119 200H117V202H119ZM16 201V202H15ZM62 201V200H61ZM91 201V200H90ZM92 201H94V200H92ZM96 201V200H95ZM116 201V200H115ZM171 201H169L170 203H171ZM186 201V202H185ZM251 201H250V203H251ZM263 201V200H262ZM59 202V201H58ZM65 201H63V203H64ZM97 202V201H96ZM109 202V203H108ZM218 202V201H217ZM264 202V201H263ZM25 204H27V205H29L28 204V202L27 201H25L24 202ZM53 203H57V201H55V202H53ZM61 203V202H60ZM113 203V202H112ZM112 203H110V207H111V204ZM160 204L159 205V207L157 206V204ZM23 204V203H22ZM21 204V205H22ZM24 204V205H25ZM190 204V203H189ZM255 204V205H256ZM23 205V206H24ZM32 205V204H31ZM33 205H32V208H33ZM54 205V204H53ZM56 205H59L60 206V204H56ZM56 205L54 206V208L56 207ZM94 205H95V203H94ZM163 205H162V207H163ZM225 205V204H224ZM227 205V204H226ZM254 205V206H255ZM257 205V206H258ZM3 206V205H2ZM30 206V205H29ZM29 206H27V207H29ZM64 206V205H63ZM62 206V207H63ZM167 206V205H166ZM165 206V207H166ZM185 206V205H184ZM190 206H192V205H190ZM223 206V205H222ZM230 206L231 205H228V208H227V210L229 211H241L240 210V208L238 209V208H235V206H234V210H231V208H233L232 206H231V208H230ZM25 207V206H24ZM31 207V206H30ZM29 207V209H32V208H30ZM94 207V206H93ZM168 207V206H167ZM193 207V206H192ZM199 207H197L196 209H198ZM227 207V206H226ZM9 208V209H10ZM26 208V207H25ZM64 208V207H63ZM61 209V210H64L65 211V209ZM102 208V207H101ZM157 208V209H156ZM169 208H164V209H169ZM195 208V207H194ZM200 208L198 209L199 211H200ZM214 208V207H213ZM223 208V207H222ZM222 208H221V210H222ZM260 208V209H261ZM6 209V208H5ZM8 209V208H7ZM35 209V208H34ZM57 209V208H56ZM147 209V210H146ZM154 209V208H153ZM218 209H219V207H218ZM224 209V208H223ZM258 209V208H257ZM1 210V209H0ZM4 210V209H3ZM58 210H59V208H58ZM60 210V211H61ZM197 210V211H198ZM254 210V209H253ZM5 211V210H4ZM9 211H11V209L9 210ZM13 211V210H12ZM16 211H18V209L16 210ZM19 211H22V209L21 210H19ZM27 211H29V210H27ZM34 211V210H33ZM46 211V212H45ZM94 211H96V210H94ZM97 211H98V209H97ZM100 211H101V209H100ZM104 211V210H103ZM132 211V210H131ZM153 211V210H152ZM151 211V212H152ZM161 211H163L162 209H161ZM169 211V210H168ZM194 211H196V210H194ZM225 211H226V209H225ZM256 211V210H255ZM260 211H264V210H260ZM3 212V211H2ZM140 212V213H141ZM6 213H7V211H6ZM22 213V212H21ZM58 213V212H57ZM61 213V212H60ZM159 213V212H158ZM176 213V212H175ZM7 214H9V213H7ZM6 214V215H7ZM29 215H30V213H28ZM27 214V215H28ZM31 214H34V212L33 213H31ZM112 214V213H111ZM110 214V215H111ZM146 214H147V212H146ZM145 214V215H146ZM160 214V213H159ZM2 215H4V214H2ZM1 215V216H2ZM20 215V214H19ZM24 215H26V214H24ZM26 215V216H27ZM35 215V214H34ZM107 215V214H106ZM136 215V214H135ZM140 215H142V214H140ZM140 215H138V213H137V217L135 218V220L131 223V225L130 224H128V227L129 228H127V226H126V228H124L123 227V231L120 229V230H118V231H116V230H110V231H107V232H104V230L102 229V228H98V229H95V230H97V238L95 239V238H93L94 237V233H96V231L95 232H92V231H90V233L92 232L93 233V235H90V237H91V240H90V242L88 243V245L86 244L84 247V249H83V247H82V251H80V252H78L77 250H75V253L69 248L68 249V244H70V246H71V248H74V247H78V245H76L77 243L79 244V242L81 241V239H84V237H81V234H80V236H75V235H73V236H71V237H73L72 238V240H70V242H68V244L66 243V245L67 246H65V248L67 247V249L66 250H61V251H63L64 252V254L62 255V256H64L65 258H64V260L62 259L63 257L62 256H60V254L62 253L61 251H59V252H55V251H53V252H55L56 254H58L57 256H54V258H55V260L53 261V263L54 264H62V263H64V261H65V259L66 258H70L69 260H70V262H69V264H81L85 259H87L88 260V258H89V260H94L95 262H94V264L96 263L97 264V260L99 261V252H98V250L99 249H97V247H96V244H98L99 246H100V244H101V242H104V241H106V244H109V246L110 247H112L113 246V244L114 243H116L115 241V238L116 237H118V236H120V234L122 235H124L123 237L125 238V240H126V242L129 244V243H131L130 241H131V237L132 236H134L133 238V240L134 241H138L140 238V236H141V239H143V240H145V235H143L145 232L143 231L144 229H142V226H141V222H140V220H143V216L141 217L142 219H140V217H138V216H140ZM144 215V214H143ZM144 215V216H145ZM148 215V214H147ZM146 215V216H147ZM193 215V214H192ZM0 216V221H1V224L4 226V224L2 223V222H4L3 221V219H6V217H5V215H4V218L3 217H1ZM46 216V215H45ZM57 216H61V215H57ZM105 216V215H104ZM104 216L102 217L101 216V218H104ZM162 216V215H161ZM194 217H195V215H193ZM7 217H8V215H7ZM99 217V216H98ZM97 217V218H98ZM163 217V216H162ZM162 217H161V221L159 220L158 222H157V225H160L157 229H156V231L154 230V228L156 227V226H154L153 224H152V226H154V227H152L151 229H149V231L150 232H153V235H155V237L152 239V237H151V235L148 237V238H146V240L145 241H149V240H156V247L158 248V249H161V247H163L164 248V246H165V248H164V250L168 253L169 252V250H170V248H173V247H171V245H170V240L172 239V238H170V235L172 234V233H174V234H177V233H179L180 232V224H179V222H177V220L176 219H173L172 220V222H166V223H164V220H162ZM9 218V217H8ZM7 218V219H8ZM17 219H18V217H16ZM21 218H23V216L21 217ZM28 218H33L34 219V217L32 216V217H28ZM44 218V217H43ZM42 218V219H43ZM61 218V217H60ZM109 218V217H108ZM149 218V217H148ZM154 218V217H153ZM175 218V217H174ZM187 218V217H186ZM16 219V220H17ZM24 219V218H23ZM27 219V218H26ZM36 219H34V220H36ZM65 219V218H64ZM140 219V220H139ZM146 219H147V217H146ZM145 218H144V221H143V223H145V222H147V221H145L146 220ZM157 219H160V217L159 218H157ZM164 219V218H163ZM188 219H190V218H188ZM13 220V219H12ZM15 220V219H14ZM28 220V219H27ZM50 220V219H49ZM53 219H51V221H52ZM62 221H63V219H61ZM105 220V219H104ZM148 220V219H147ZM191 220V219H190ZM195 220V219H194ZM262 220V219H261ZM10 221V220H9ZM20 221H22V222H25V220L23 221V220H21V219H18V222L20 223V224H22ZM30 221H31V219H30ZM33 221V220H32ZM55 221V220H54ZM62 221H60V222H62ZM95 221V220H94ZM149 221H150V219H149ZM152 221V220H151ZM7 222V221H6ZM14 222V221H13ZM34 222V221H33ZM32 222V223H33ZM58 222H59V220H58ZM96 222V221H95ZM187 222V221H186ZM193 222V221H192ZM9 222H7L6 224H8ZM15 224L17 223V221L16 222H14ZM26 223V222H25ZM24 223V224H25ZM50 223V222H49ZM150 222H148V223H145L144 224V227H146L145 225L146 224H149ZM191 223V222H190ZM194 223V222H193ZM262 223V222H261ZM0 224V225H1ZM28 223H26V225H27ZM33 224H35V223H33ZM95 224V223H94ZM187 224H188V227H192V226H194L195 225V223H194V225H190L189 226V222H187ZM259 224V223H258ZM9 225V224H8ZM7 225V226H8ZM11 225V224H10ZM9 225V226H10ZM23 225V224H22ZM32 225V224H31ZM30 225V226H31ZM37 225V224H36ZM51 225V224H50ZM58 225L60 226L61 224H59L58 223ZM92 225H93V221H92ZM96 225V224H95ZM143 225V224H142ZM155 225H156V223H155ZM184 225V224H183ZM262 225H264V224H262ZM21 226V225H20ZM29 226V225H28ZM35 226V225H34ZM39 226V225H38ZM48 226H49V224H48ZM186 226V225H185ZM11 227V226H10ZM24 227H26V226H24ZM104 227V226H103ZM148 227V226H147ZM146 227V228H147ZM20 228V227H19ZM34 228V229H33ZM32 229L33 230H35V228H37V227H33ZM40 228H41V226H40ZM48 228V227H47ZM47 228H44V226L42 225V228L41 229H39V230H41L39 233L38 232H35V234H36V236H35V239L36 240H34V241H36V243L37 242H41V241H43V232H44V230L43 229H47ZM92 228H93V226H92ZM105 228V227H104ZM10 229V228H9ZM17 229V228H16ZM28 229V228H27ZM26 229V230H27ZM54 229V228H53ZM52 229V230H53ZM56 229H58V227L56 228ZM134 229V230H133ZM183 229V228H182ZM6 230V229H5ZM22 230V229H21ZM38 230V231H39ZM43 230V231H42ZM55 230V229H54ZM53 230V231H54ZM59 230V229H58ZM61 230V229H60ZM135 231V235H132V233H133V231ZM154 230V231H153ZM158 230V231H157ZM256 230H258V228L256 229ZM3 231L4 230H2L1 232L3 233ZM18 231L20 232V230L18 229ZM23 231V230H22ZM25 231V230H24ZM28 232L30 231V230H27ZM47 232H48V234H50L51 235V233H50V228L49 229H47L46 230ZM46 231H45V234H47L46 233ZM94 231V230H93ZM137 231H139V232H141L142 231V233H139V232H137ZM148 231V232H149ZM170 232V235H166L165 234V232ZM184 231H186V229L184 230ZM6 232V231H5ZM18 232V233H19ZM27 232V233H28ZM55 232H56V230L54 231V233H52L53 235V237H55L54 235H56L55 234ZM60 232V231H59ZM187 232H188V229H187V231H186V234H187ZM1 233V234H2ZM17 233V232H16ZM27 233H24V234H26L27 235ZM38 233V234H37ZM81 233V232H80ZM84 233H89L88 231H86V232H84ZM89 233V234H90ZM249 233V232H248ZM252 233V232H251ZM8 234V233H7ZM44 234V235H45ZM47 234V235H48ZM163 234V236H164V234L166 235L165 236V238H163V239H165V240H163V241H165V244H164V246H161L160 244H159V242H161L160 240H161V238H160V240H158L157 239V237L158 236H161ZM253 234V233H252ZM9 235V234H8ZM26 235H24L25 236V238H29L28 236L26 237ZM147 235V234H146ZM173 235V234H172ZM179 235V234H178ZM251 235V234H250ZM1 236V235H0ZM10 236H12V234L10 235ZM93 236V237H92ZM3 237H4V235H3ZM2 236L0 237V238H3ZM46 237V236H45ZM44 237V238H45ZM58 237H60V236H58L57 235V238ZM121 237V236H120ZM9 238V237H8ZM15 238V237H14ZM16 238H18V236L16 237ZM15 238V239H16ZM24 238V239H25ZM49 238V237H48ZM46 239V240H51L52 238H49V239ZM56 238V237H55ZM61 238V237H60ZM169 238H170V240H169ZM180 237H178V239H179ZM21 239V238H20ZM31 239V238H30ZM29 239V240H30ZM90 239V238H89ZM109 239V240H108ZM120 239H122V238H120ZM14 240V239H13ZM12 240V241H13ZM26 240V239H25ZM28 240V241H29ZM45 240V241H46ZM67 240H68V238H67ZM87 240V239H86ZM132 240V241H133ZM15 241V240H14ZM57 241V240H56ZM124 241V240H123ZM142 241V240H141ZM181 241V240H180ZM191 241V240H190ZM194 241V240H193ZM15 242H17V240L15 241ZM24 242V241H23ZM60 242V241H59ZM61 242H63L62 241V239H61ZM150 242V241H149ZM154 242V241H153ZM185 242V241H184ZM187 242V241H186ZM189 242V241H188ZM22 243V242H21ZM31 243V242H30ZM39 243H37V244H39ZM43 243V242H42ZM51 243V242H50ZM56 243V242H55ZM58 243V242H57ZM100 243V244H99ZM135 243V242H134ZM143 244H144V242H143ZM152 244V243H151ZM187 245H188V243H186ZM26 245H28L27 244V242H26ZM31 245H33V244H31ZM40 245V244H39ZM55 245V244H54ZM59 245V244H58ZM97 245V246H98ZM105 245V244H104ZM103 245V246H104ZM137 245V244H136ZM187 245H182V247H183V249L181 250L183 253V255L181 254V251H179L180 249L179 248H177L176 250H174V253L175 254H173V255H175V257H174V259H175V261H177L176 263H172L171 262V260L173 259V257H170V255L169 256H167V255H165V257H164V255H161V256H163V257H161V256H156V257H152L151 259H150V257L147 259V260H149V261H146V262H144V264H180L181 263V260H182V258L180 257V255L182 256V257H184V260H185V258L186 257H189L190 259H191V255H192V252L191 251H193L192 250V246H193V244H191V242H190V244H189V246H187ZM25 246V245H24ZM24 246H22L23 248H24ZM30 246V245H29ZM28 246V247H29ZM38 246V245H37ZM36 246V247H37ZM41 246V245H40ZM69 246V247H70ZM98 246V247H99ZM114 246H116V245H114ZM129 246H130V244H129ZM191 246V247H190ZM58 247V246H57ZM64 247V246H63ZM96 247V248H95ZM100 247H102V245L100 246ZM99 247V248H100ZM133 247V246H132ZM153 247V246H152ZM178 247V246H177ZM26 248H27V246L25 247V250H26ZM32 248V247H31ZM56 248V247H55ZM64 248V249H65ZM1 249V248H0ZM34 249H37V248H33V250ZM40 249V248H39ZM123 249V248H122ZM155 249V248H154ZM24 250V249H23ZM103 250V249H102ZM131 250H133L132 248H131ZM159 251V250H158ZM161 251H163V250H161ZM25 252V251H24ZM30 252V251H29ZM61 252V253H60ZM77 252V253H76ZM120 252H121V250H120ZM164 252V251H163ZM5 253V252H4ZM15 253V252H14ZM48 253V252H47ZM123 253V252H122ZM156 253V252H155ZM25 253H23L22 255H24ZM52 254V253H51ZM55 254V255H56ZM172 254V253H171ZM253 254H255V257L253 258V259H256V257H260V255H263L264 254V243H262V245L261 246H259L258 247V249H255L254 251H253V253H252V255ZM5 255V254H4ZM4 255H3V252L0 250V260H4ZM16 255V254H15ZM15 255H13V258H15L14 256ZM22 255H19V256H22ZM30 255V254H29ZM44 255V254H43ZM48 255H49V253H48ZM53 255H54V253L52 254V257H53ZM160 255V254H159ZM41 256V255H40ZM51 256V255H50ZM102 256V255H101ZM170 257L171 258V260L169 259H167V257ZM23 257V256H22ZM21 257V258H22ZM28 257H30V256H28ZM37 257V256H36ZM45 257H46V255H45ZM120 257V256H119ZM148 257V256H147ZM147 257H145V259L147 258ZM263 257H264V255H263ZM5 258H7V256H5ZM24 258V260H26V258H25V256L23 257ZM38 258V257H37ZM43 259H44V257H42ZM57 258V259H56ZM193 258V257H192ZM17 259H20V258H17V256H16V260ZM31 259V258H30ZM42 259V260H43ZM50 259V258H49ZM60 259H62L63 260V262L61 263V262H59L60 261ZM200 259V258H199ZM262 259H264V258H261V262H263L262 261ZM7 260V259H6ZM16 260H14V259H12V261L14 262H12V264H16V263H18V262H16ZM68 260V259H67ZM68 260V261H69ZM112 261V263H113V261L115 260V257L114 258H112L111 259ZM184 260L182 261V262H184ZM189 260V259H188ZM206 260V259H205ZM204 259H203V262L204 263H206V261H205ZM219 260V259H218ZM17 261H19V260H17ZM47 262V260H44V262ZM68 261H66V263L65 264H68L67 262ZM200 261H202V260H200ZM223 261V260H222ZM256 262H257V260H255ZM16 262V263H15ZM43 262V263H44ZM78 262H81V263H78ZM174 262V261H173ZM192 262V261H191ZM203 262H200L201 264L203 263ZM219 262H221V260L219 261ZM260 262V263H261ZM1 263V262H0ZM20 263H21V261H20ZM39 263H41V262H38V264ZM42 263V264H43ZM52 263V264H53ZM84 263V262H83ZM203 263V264H204ZM2 264V263H1ZM48 264V263H47ZM89 264H91V263H89ZM141 264H143L142 262H141ZM188 264H192V263H188Z\"/></svg>", "mask_w": 264, "mask_h": 264}, {"label": "rangeland", "instance_id": "2", "mask_svg": "<svg viewBox=\"0 0 264 264\" xmlns=\"http://www.w3.org/2000/svg\"><path fill=\"white\" fill-rule=\"evenodd\" d=\"M25 1H27L28 2V0H23V3L20 5V4H16V3H21V0H18V2L16 1V0H0V34H2V35H0V89L1 88H3V86L5 87V88H7V86H8V89H9V86L11 85V84H13L14 86H16V87H18L19 85H21V84H23V86H24V88L26 87V88H28L29 87V85H27V84H30V89L36 94L37 92V97H41V95H42V93L44 92V90H43V88H42V86L41 85H43L42 83H40V81H42L43 82V80H40L39 81V83L37 82L36 83V81L37 80H39L38 78H37V80L35 81V83L36 84H38V86L39 87H37V85L34 83V84H32L33 82H29V80H27L28 78H29V74L30 73H28L30 70L32 71V66H30V64H28L29 63V59H31L30 58V49H29V47L30 46H27V45H25V43L26 42H24V41H22L23 43H21V42H17L15 39H13L14 37L16 38H18V35H16L15 33H17L18 32V30H16L17 29V27H18V24L20 25V21H17L16 22V20L15 19H17L18 17L19 18H21V16L22 15H24V16H26V15H29L30 13H32V11L33 12H35V8L36 7H38L39 5H41L42 6V3H44L45 1H43V0H29V1H31V2H29V4L31 3L32 4V6L30 5V7L28 6L29 4L28 3H26ZM36 1H38L37 2V4L36 3H34V2H36ZM39 1L40 2H42V3H40L39 4ZM46 1H48V0H46ZM59 1H60V3H59ZM51 0V6H53V8H56L55 9V11H61V13L59 14V17H60V20H59V18H58V13L59 12H55V13H57V14H53V16L54 15H57L56 17H57V19H55L52 15H51V20H49V22H51L52 21V19H54L52 22L55 24V26H58V28L60 29L61 27V25L60 24H62V27L64 28V24H68L69 26L71 25V23H75V21L74 20H76V21H78V19H80L81 21H82V19H84V17H86L85 19L87 20L88 19V17H89V19L91 18H93L94 17V15H98L100 12L102 13V12H104V14L105 13H107L108 11L110 12V14L109 15H111L112 14V16H114V18L116 17V19H118V20H120V19H123L124 18V16H125V18H128V17H132V16H136L138 13H142V14H146L147 12H149V11H155L154 13H156V14H158L157 15V19L159 18V17H162L161 15H160V10H162L163 8H164V5H165V2H163L164 0H160V1H157V0H133V2H132V0L130 1V0H126V1H124L127 5H129V7H130V9L129 10H127V9H123L122 8V6L120 5V4H118L117 3V1H119V0H89V2H88V0H81V1H87L86 2V4H85V2H80V0H78V6H79V3H81V5L80 6H82V7H78L77 6V8L78 9H80V11H81V13L80 14H78L79 15V17L80 16H82V17H80V18H77V14H72V12L74 11L73 10V7L74 6H76L75 4H76V2L74 3V0L72 1V0ZM70 2L71 1V5H70V3H68V2ZM75 1H77V0H75ZM109 3H108V2ZM16 2V3H15ZM25 2V3H24ZM54 2V3H53ZM57 2V3H56ZM62 2H63V4H62ZM104 2H106V3H104ZM111 2V3H110ZM116 2V4H118V5H115L114 3ZM164 4H163V3ZM52 3H53V5H52ZM74 3V4H73ZM82 3H83V5L84 6H86L85 8H83V5H82ZM88 3V4H87ZM113 3V4H112ZM129 3V4H128ZM16 4V5H15ZM34 4H35V6H34ZM45 4H47V3H44V5ZM57 4H60L61 6H63V8H65L66 6H69L70 5V7L71 8H65L64 10L62 9V7L60 6V5H57ZM106 5V4H108V5H106V6H104V8L105 9H102L103 8V5ZM143 4H144V6H143ZM20 5V7L22 8V9H20V11H22V10H24L25 9V11H28V14L25 12V11H23L22 13H24V14H20L19 12V9H17V8H19V7H17V6H19ZM54 5H57V6H60V7H57V6H54ZM101 5H102V7H101ZM111 5H113V7H110ZM142 5V6H141ZM202 4H199V5H197V8H199V7H202L201 6ZM13 6V8H11ZM15 6L17 7V8H15ZM23 6V7H22ZM91 6H93V7H91ZM98 6V8L96 9V8H94V7H97ZM108 6H109V9H108ZM121 6V7H120ZM184 5H182L181 6V9H182V7H183ZM8 7H10L9 9H8ZM88 7H89V10H90V13L88 12L89 10H87L88 9ZM90 7H91V9L92 10H94L95 9V11H94V13H92L91 14V12H93L91 9H90ZM101 7V8H100ZM147 7V8H146ZM163 7V8H162ZM24 8V9H23ZM57 8H58V10H57ZM77 8L75 7L74 9L76 10V11H74V13H78L77 12ZM150 8V9H149ZM159 8V9H158ZM162 8V9H161ZM14 9V10H13ZM18 10L17 11V13L16 12H14V14L16 13V15H11V13H13V11H16V10ZM27 9V10H26ZM31 9V10H30ZM157 11H156V10ZM9 10H10V12H9ZM97 10V11H96ZM240 10H244L243 11V18L245 19L247 16H249V18L251 19V22H248L249 24V26L247 25V27H250V28H253V30H251V31H253V32H251V31H248L247 32V34L245 35V36H247L248 38H250L251 37V41L253 42V43H251V41H250V43L251 44H254V46H253V48H252V50H250V54L248 53V52H244V54L245 53H247V54H245V55H243L242 56V54H241V52H239V50L240 51H242L241 50V48L243 49V46L244 45H242V44H239V45H236V47H234V45H233V47L231 48V49H233V50H230L231 52L233 51V52H238V53H235L236 54V56H237V58H238V62L243 58V63L245 62H248V63H244V65H240V64H238V62L236 61L235 62V60L237 59H235V58H230L231 60L230 61H228V56H225V51L222 49V46H223V44L225 45V41H227L228 39V41H230V39H232L231 37L232 36H234V34H237V33H234V32H238L239 31V29H240V25L242 24V22H241V20L243 19H241V20H239V19H236L235 18V20H234V23H233V25H234V30H232V29H226L224 26H226L227 25V23H225L224 25H223V27L222 26H220L217 22H214V20H213V18L211 17V15L214 13L215 14V10H213V8L211 7H209L208 9H206L205 10V12H204V15H202L201 17H199L196 21L197 22H195L193 19V16H191V15H186V16H181L182 14L179 12L177 15H176V17H174L173 16V18H176L177 20H180L179 22L180 23H182L185 27H190V26H188V25H191V26H194V24H196L195 25V27L196 28H198V30H202V28H203V24H206L207 22L208 23H210L211 21L212 22H214L215 23V26H217V29L219 30H217L218 32H216V34H215V36H214V38H212V40L213 41H217L216 39H218V41H220L221 42V44H214L213 43V41L212 42H210V37H209V40H207V38L205 37V35H201L199 38H200V42L202 43L201 45H200V47H199V49L197 50V51H194L193 49H191L189 46H188V43L186 42V36H184V34H181L183 31H181V33H179V37H176V36H173V37H169V38H167L166 39V41H164L163 43L161 42V40H163L162 38H160V37H162V33H163V31H164V27L163 26H165L168 22H169V19L171 20V17H169V18H167V20L166 19H163V17H162V20L161 19H158V20H155V22H157L156 24L155 23H151L150 22V20H147V21H145L144 23H143V30H144V32H142L143 30H141V32L144 34L145 32L148 34L149 32H152L154 29H155V27H156V29L158 28V30L157 31H155V37L153 38V39H155L156 40V38H157V40L158 41H160V43H158L157 44V47H158V49L160 48V46H161V49L157 52V53H155L154 52V50H152V47H151V45L153 44H155L154 42H151L149 45H148V47H138L137 49H132V50H130L129 51V57H131V56H133L135 59H131L132 60V65L133 66H131V64H130V66L128 67V66H126L125 67V70H129V71H134L135 69L133 68V67H136V70H135V73L133 72L132 74L134 75V74H136V76H138V74H140V68L138 69V67H141L142 69H143V65L144 64H148V65H153L154 63H153V60H151L152 58H149V57H151L153 54V56H154V58H156V59H158V57L157 56H160V54H161V59H158V60H160L161 61V63H159V61H156V62H158L157 64L158 65H160L159 67H156V68H162L163 70H168V69H172V68H174L173 70H175V68H176V71L173 73V72H171L170 70H168L167 72L169 73V75H167L166 76V74H168V73H166L165 74V77H168V78H170V74L171 73H173V74H175L176 72H179V74H182V72L184 73V71H185V69H187V66L188 65H190L189 63H193V61L194 60H196L197 62H202V61H206V60H209V61H211L212 59H213V57L214 56H216V54L217 55H220L221 56V58H223V60L225 59V57L227 58L226 60H224L223 62H220L219 64H216V66L214 67L213 65H212V76H211V78H208L207 79V82H202L201 84H199V85H197V86H195L194 87V92L197 94L198 92L199 93H201L202 94V98H203V100L201 99V102H200V106H199V110H195V112H192V110H194L193 108L194 107H190V109L189 110H187V109H183V107H182V104L183 103H185L186 101L188 102V98H187V95L185 94V92H184V94H183V91L182 90H184L183 88H185L184 87V85H179V86H183V87H180L179 88V90L177 91V93L176 94H173L171 97L172 98H165L163 95H161V94H157L156 95V97H154L153 99H150L149 100V98L147 99V97L146 98H144V97H142L143 98V100L144 99H147V100H144L143 101V104H145V103H151V102H153L154 103V105L157 107L156 109H160L162 106H164V108H161V110H156V109H153V110H155V111H152V113L154 112L155 114H159V111H160V114H159V116H160V118L162 117V116H164V118H166V120H167V118H168V121H171V120H173V122H175L176 124H177V122H178V124L176 125V127L174 126V129L175 128H177L178 127V129H175L174 131L170 128V131H169V129H168V133H175V132H177L176 130H178V131H185V129H186V127H188V125L189 124H192L191 125V127L193 128V129H191L192 131H191V134H190V132H188V131H190V130H187V132L188 133H186V131L184 132H182V134L180 133V132H177V133H175L174 135L172 134V137L173 138H171V136L168 134V139H167V141L165 140V142H164V140H162L161 139V141L160 140H158V142H157V140L155 141V142H151V147L153 148V150H151L150 148H148V150L150 149V151H146V154L144 153L143 154V156H140L141 155V153H139V150H141V149H143V147H142V145H143V143H141L140 145H138V142L141 140V139H143L144 138V136H142L143 138H141V136H140V134H142V133H144V132H139V131H137V133H136V131L134 132V136H132L133 138H132V140L134 139V142L133 143H130V146H132V147H130V149H129V147L127 148L128 150H125L124 152H122V153H120V155H118L117 156V161H115L116 162V164H114L113 163V165L114 166H116L115 168H114V170H112V174H107V175H105L104 177L105 178H98L97 180H95V181H93V183H94V186H93V183H92V185L91 184H89L88 185V181H85V180H88L89 178H88V176H90L91 177V173H94V167H96L95 166V164H92L93 162H91V161H89V162H91V164L92 165H90V163H89V165H88V163L86 162V160L84 161V160H81L80 162H78L79 161V159H81V158H79V159H75V160H67V161H62L64 164H67V165H64L63 163L62 164H60L61 163V161H60V159L62 158V154H61V150L60 149H58V148H60L61 146H66V144H62L63 142L65 143L66 141H75V138H76V136H77V134H74V136L71 134L70 135V133L71 132H62V135L60 136V137H58L56 140H55V142H54V145H53V147H51V148H55L54 149V151L56 152V158L57 159H55L52 155L50 156V155H47V156H45V162H46V165L44 164L43 166L44 167H42V173L44 172V171H48L49 170V168H52L53 167V165H54V167L56 166L55 164H57V166H56V168L58 169V167H60L59 169H63V167H61V166H65L64 167V169L63 170H67V169H69V170H67V172H65V171H63V170H61V172H65L66 174H64V175H62V173H61V175H60V177H61V180L63 179V180H65V181H63V182H65L63 185H65L64 186V189H63V186L62 185H60V186H62V189L64 190V192H62L61 191V187L60 186H58L59 184H58V182L60 183L61 182V180H59L60 179V177H56V178H53V176L54 175H52V177H50V176H47V175H45L44 176V174H45V172H44V174H41V175H38L37 174V176H36V174H34V176H33V179L34 180H32L30 183L31 184H35L36 183V185L38 184L39 186L37 187L36 185H33L32 187L30 186V185H28V187H30L31 189H29V188H26L27 190L29 189L30 191L29 192H27V191H25L24 193H26V194H24L23 193V191H22V193H23V196L25 195V196H27V197H23L22 195H21V193H20V191H18V188L17 187H15L17 190H15V192L17 193V195L19 194V196H22V199H21V201H23V200H25V201H27L28 202V204H29V199H30V197H31V199L33 200V201H35V199H34V197L32 196L33 194L35 195V197H36V199L37 198H41L40 196H41V191L43 190V188H44V191H45V188H48L47 186L46 187H41L42 185H47V183L46 182H48V184H49V186H51V184L52 185H54L56 188L58 187V191L60 192V196H61V198H60V196H59V194H57V193H59V192H57V193H55L56 191H57V189H56V191H55V187L54 186H52V188H53V190H52V188L51 187H49L50 189L49 190H52L51 191V193H54L55 194V196H52L53 197V199L52 200H54V201H52V208L50 207V210L48 209V212L45 214L44 213V216H42L41 217V219L40 220H43V221H41V224H40V222H38L37 223V219L39 218V215H38V213L40 214V211H36V205H35V203H34V205H33V203H31V202H33V201H30V206L29 205H27V204H25L24 202H21V204H20V206L22 207V208H18V207H14V208H10V207H12L11 205H9V207H5L4 206V204H0V216L2 215V214H4L5 215V217H6V219H3V221L4 222H2L3 224H4V226L1 224V221H0V235L3 237V235H4V237L3 238H0V250L3 252V255H4V260L2 259V260H0V262L2 263V264H12V259H14V260H16V256H17V258H20V259H17V260H19V261H17L16 260V262H18V263H16V264H38V262H41V263H39V264H42L43 262H44V260H47V262L45 261L43 264H52L53 263V261L55 260V258H54V256H57L58 254H56L55 252L57 251V252H59V251H61V250H66L67 249V247L65 248V246H67L66 245V243L68 244V242H70V240H72V238L74 237L73 235H75V236H80V234H81V237H84V239H81V241L79 242V244L77 243L76 245H78V247H74V248H71V246H70V244H68L69 246H68V249L70 248L74 253H75V250H77L78 252H80V251H82L85 247V245L87 244L88 245V243L90 242V240H91V237H90V235H93V233L92 232H95L96 231V233H94V237L93 238H97V230H95V229H98V228H102L103 230H104V232H107V231H110V230H116V231H118V230H122L123 229V227L124 228H126V226H127V228H129L128 227V224H130L131 225V223L135 220V218L137 217L136 215H137V213H138V215H140V214H142V215H140V216H138V217H140V219H142L143 218V220H140V222H141V226H142V229H144L143 231L145 232L143 235H145V240H146V238H148L150 235H151V237H152V239L155 237V235H153V232H150L149 231V229H151L152 227H154V226H156L155 228H154V230L156 231V229L160 226V225H157V222L160 220L161 221V217H162V220H164V223H166V222H172V220L173 219H176L177 220V222H179V224H180V232L179 233H177V234H174V233H172L171 235H170V232H165V234L167 235H170V238H172L171 240H170V238H169V240H170V245H171V247H173V248H170V250H169V252L167 253L165 250H164V248H165V246H164V244H165V241H163V240H165V239H163V238H165V234H164V236H163V234L161 235V236H158L157 237V239L158 240H160V238H161V242H159V244L161 245V246H164V248L163 247H161V249H158L157 247H156V240H149V241H145V240H143V239H141V236L139 237L140 239L138 240V241H134L133 239V237L134 236H132L131 237V243H129L130 244V246H129V244L126 242V240H125V238L123 237L124 235L122 234H120V236H118V237H116L115 238V242L116 243H114L113 244V246L112 247H110L109 246V244H106V241H104V242H101V244H100V246L102 245V247H100L98 244H96V247H97V249H99L98 250V252H99V261L97 260L96 262H97V264H141V262L144 264V262H146V261H149L152 257H156V256H161V255H167V256H169L170 255V257H173V259L171 260V258L170 257H167V259L169 258L170 260H171V262L172 263H176L177 261H175V259H174V257H175V255H173V254H175L174 253V250H176L177 248H181L182 247V245L184 244V245H187L186 243H188V245L187 246H189V244H190V242H191V244H193V246H192V250L193 251H191L192 252V255L190 256L191 257V259L189 258V257H186L185 258V260H184V257H182L181 255H180V257L182 258V260H181V263L180 264H188V263H192V264H201L200 262H203V259L206 261V263H204V264H264V259H262V261L263 262H261V258H264L263 257V255H260V257H256V259H253L254 257H255V254H253L252 255V253H253V251L255 250V249H258V247L259 246H261L262 245V243H264V225H262V224H264V211H260L261 209L262 210H264V188H261L258 192L259 193H257V194H255V196L254 197H256V198H254V202H260L261 204H262V208H261V205L259 206L258 204H256V203H253L251 200H249V201H243L242 203H245V204H243L242 205V207L240 208V207H236L237 206V204L239 205H241V203H238L240 200H238V199H241V198H243L244 199V194H243V192L241 193V192H237V193H235V192H233V191H231L230 193H229V198L228 197H226L225 195V197L223 196V194H219L220 195V197H219V195L217 196L216 194L214 195L213 194V197H212V194H210V196H209V199H210V202H213L212 203V211L210 210V211H204L205 209H204V207H203V203L200 201L201 199H200V197L199 198H196V197H194L191 201H188L187 203H185L178 211H173V213H172V211H170V206L173 204V202L176 200V199H171V200H168L166 203H164V205L163 204H157V206L159 207V205L161 206V209L163 210V211H161V209H158V211H156L155 210V207H153L152 208V206H153V204H154V202H157L158 200L160 201V199H157L156 201H155V199L156 198H158V196L157 195H153V193L155 194V189L153 188V190L151 189V190H149L150 192H148L147 191V188L149 187L148 185H147V181L148 180H151V181H155L156 180V182H159L160 184L162 183L161 182V179L162 180H164V178H162L165 174H169V172H168V170L170 171V174H171V171L173 172L172 173V175H174V174H176L175 175V177L177 176L178 178H180L181 176H180V172H178L177 170L179 169V171H182L181 169H185V170H188V168H189V166L191 167V171L190 170H188V172H189V174H191V177L189 178V179H187V183H188V185L189 186H191V185H194V184H191V183H196L195 181L198 179L199 180V177L197 176V174L195 173V175H194V172L196 171V170H201L202 168V166L200 167V164L198 163L200 160V163L202 162V160L203 159H213L214 157H213V152H217L218 150H219V148H216V146L217 145H213V144H211V143H208V139H210V137L208 138V137H206L207 135V132H208V136H212V134H213V131L214 130H212L213 128H212V126L215 124V121L214 120H217L218 119V117H219V115L218 116H211V112L210 111H212L211 109H214L213 110V112H217L218 110H226L225 112H228V115L226 116V117H229V120L230 119H233L234 117H238L239 118V116H243V113H237V114H235V113H233V114H235V115H233V117L232 116H230L231 114L229 113V112H234L235 110H234V108H232L233 106H231V105H229L228 103L227 104H225V103H222V105L220 104V105H218V107H217V105L215 104V102H214V99L213 98H211L212 97V95L215 93V92H213V91H216L218 88L216 87V86H218L217 84H218V81H216V78H218V75L220 74V73H223L224 71H231L232 72V75H234V73L233 72H237V71H239L240 70V72H239V76L236 78V79H231L234 83H241V81L244 83V81L246 82H251V77H250V75H251V72H252V70L254 71V69H261V68H263V65H264V56H263V58L261 59L259 56H260V53L261 52H264V29L262 28L261 29V27H260V16H259V13H261V11L262 12H264V6L263 5H260V4H257V5H255L254 7H251V8H249V10L247 9V10H245L244 9V7H240ZM259 12H258V11ZM29 11H31L30 13H29ZM63 11V12H62ZM64 11H67L66 13H68V20L72 17V15H73V17H74V15H76L75 17H74V20L71 18L70 20H73V22L72 21H69L70 22V24L66 21V18H64L63 16H66V14H64L65 12ZM82 11L83 12H88V15H87V13L85 14V13H82ZM107 11V12H106ZM144 11H145V13H144ZM208 11V12H207ZM136 12H138V13H136ZM230 12H231V10H230ZM257 12H258V14H257ZM9 13V14H8ZM71 13V14H70ZM100 13V14H101ZM123 13V14H122ZM232 13V12H231ZM253 14L252 16H250L251 14ZM254 13H255V15H254ZM64 14V15H63ZM84 14H85V16H84ZM98 15L97 17H100V16H102L103 18L106 16H104V14H102V15ZM234 14V15H233ZM11 15V16H10ZM19 15V16H18ZM87 15V16H86ZM91 15V16H90ZM108 15V14H107ZM106 16L105 17V20L102 18V17H100V18H102L103 19V21H105V25L107 26H105V30L102 28L101 30H104V31H106L107 33H104V31H101V30H99V31H101V32H103V33H101V35H94V33L93 32H91V31H95L94 29H95V25H91V24H89V25H91V28L93 29H89V28H87L88 27V23L90 22V20L88 19L87 21H82L81 22V26L84 24V23H86L85 24V26H87L86 28L88 29V33H89V35L91 36V38L89 37V35H88V33H86L87 34V36L88 37H86V38H89V40L90 41H82L81 39H82V37H83V40H85L86 38H84L85 37V35H83V36H80L79 34L78 35H76L77 37H79L80 36V38H77L76 36V38H77V40L80 42H76L79 46H76L77 44L75 43V42H72V41H74V40H70V38L69 39H67V42H68V40H70L72 43H74V44H76L75 46L76 47H78L79 49H81V47H82V54H81V58H80V56H79V60L80 61H82V62H84V61H86V59H87V61L84 63V64H81L82 62H80V64L82 65V67H88V69L90 70V68L92 67L91 66V64L93 65V66H95V67H92L93 69L94 68H96V66H99V61L100 62H102L101 60H103V66H105V68L108 70V69H110V71H111V73H112V75L114 76V78L112 77V78H110V81H109V79H108V81H109V83H110V85L109 86H111V84H112V86L114 85V81H116V78H117V74L119 73H117L116 71H117V69H119V68H121V67H119V65H118V63L116 62L117 60H114V62H111V63H109V65L108 64H106V63H104L105 62V60L102 58L103 57V55H104V53L105 52H108V53H110V54H116V53H118L120 50H124V49H126V46L128 47V45H129V42H128V38H122V37H120L118 34H116V33H114V34H111L110 32H111V30H112V21H113V18H112V16ZM122 15V16H121ZM180 15V16H179ZM233 17H235V13H232L231 14ZM257 15H258V17H257ZM7 16V17H6ZM9 16H10V18H9ZM128 16V17H127ZM191 16V17H190ZM231 16V17H232ZM246 16V17H245ZM23 17V16H22ZM96 17V16H95ZM107 17H110V20L107 18ZM237 17V16H236ZM253 17V18H252ZM1 18H3L2 20H1ZM9 20L10 19V21H8L7 19ZM188 18V19H187ZM248 18V17H247ZM14 19V20H13ZM65 19V20H64ZM106 19H108L107 21L108 22H106ZM185 19V20H184ZM8 22H7V21ZM57 20V21H56ZM79 20V21H80ZM173 20V19H172ZM239 20V21H238ZM2 21H4L3 23H2ZM59 21V22H58ZM66 23H65V22ZM162 21V22H161ZM166 23H165V22ZM207 21V22H206ZM244 21V20H243ZM14 23V24H12V23ZM52 22L51 23H49V26L50 27H54L53 25L54 24H52ZM57 22L59 23V25L57 24ZM61 22H64V23H61ZM84 22V23H83ZM148 22V23H147ZM172 21H170L169 23H171ZM194 22V23H193ZM211 22V23H212ZM258 22V23H257ZM3 24V30H1L2 28H1V26H2V24ZM5 23H7V25L5 24ZM11 23V24H10ZM17 23V24H16ZM74 23L71 25L72 27L74 26ZM165 24V25H162V24ZM9 24L12 26V25H14V26H12V28L11 27H9ZM52 26H51V25ZM76 24V23H75ZM150 24L152 25V27L150 26ZM258 24V25H257ZM5 25V26H4ZM15 25H17V26H15ZM24 26H26L25 25V23L23 24ZM37 24L35 23V25L33 26L34 28H36V30H37V26H36ZM154 25H155V27H154ZM162 25V26H161ZM219 25V26H218ZM160 26V27H159ZM184 26H183V29H184ZM205 26V25H204ZM252 26V27H251ZM254 26V27H253ZM258 26H259V29H258ZM7 27V28H6ZM9 27V28H8ZM32 27V28H33ZM94 27V28H93ZM6 28V29H5ZM11 28V29H10ZM13 28H16V29H13ZM24 28V27H23ZM22 28V29H23ZM78 28H79V25H78ZM154 28V29H153ZM186 28V29H187ZM20 29V28H19ZM49 29V28H48ZM62 29V28H61ZM11 30H13V32H11ZM15 30V31H14ZM35 30V29H34ZM108 30L110 31L109 33H108ZM149 30V31H148ZM236 30V31H235ZM5 33H4V32ZM9 31V33L11 32V35L9 34V36H7L8 34H7V32ZM50 31V30H49ZM49 31H46L47 32V34H48V32ZM162 31V33H160ZM46 32H44V33H46ZM186 32V31H185ZM185 32H183V33H185ZM232 32L234 33V34H232ZM250 32H251V35H250ZM15 34L14 36H13V38H12V35L13 34ZM100 33V32H99ZM141 33V34H142ZM5 34V36L6 37H4L3 35ZM7 34V35H6ZM93 34V35H92ZM102 34H104V35H102ZM232 35V36H231ZM46 36L47 35H45L44 34V37H43V35L40 37V39L39 40H42L41 38H44L43 40H42V42L45 44V39H46ZM92 36H94V38L92 37ZM177 36H178V34H177ZM223 36V37H222ZM229 36H231V37H229ZM10 39H9V38ZM246 37V38H247ZM13 40H12V39ZM76 38H75V40H76ZM159 38V39H158ZM166 38V37H165ZM164 38V39H165ZM219 38H224V39H220L219 40ZM56 39V38H55ZM7 40H11L10 41V44H9V42L7 41ZM57 40H58V38H57ZM57 40H55V41H57ZM82 42H81V41ZM154 40V41H155ZM223 40H224V42H223ZM16 41V42H15ZM69 41V42H70ZM217 41V42H218ZM227 41V42H228ZM41 41L39 42L38 41V43H36V45H38L39 46V43L41 44L42 43ZM70 42V44H69V46L72 44ZM93 43L92 45H90L89 47H87V49L88 48H90V49H83L85 46H86V44L87 43ZM169 42V43H168ZM177 42V43H176ZM208 42V44H206ZM223 43V44H222ZM244 43V42H243ZM33 44V43H32ZM43 44V45H44ZM46 44H47V42H46ZM46 44L44 45V47L46 46ZM67 44V45H68ZM73 44V45H74ZM81 44V45H80ZM160 44V45H159ZM165 44H169L171 47L173 46H179L178 47V50H180L181 52H185V53H183V54H185V55H183V54H180V51H179V54H176V55H179V56H177V57H175L176 55L174 54V52H173V50L174 49H169V48H171L169 45V47H167V45H165ZM176 44V45H175ZM203 44H205V45H207L208 47H207V49H205L203 46ZM227 44V43H226ZM245 44V43H244ZM20 45H24V47H20ZM36 45L34 46V44H33V46L35 47V49H37V50H34V51H39L38 49L39 48H41L40 49V53L42 52V50L44 49L43 48V46H42V44H41V46H39V48H37L36 47ZM159 45V46H158ZM217 45H218V47H217ZM241 45H242V47H241ZM219 46H221V48L219 47ZM245 46H246V44H245ZM20 47V48H19ZM52 47V50L54 51V48L55 49H57V50H55V51H57V53L56 52H52L51 53V56H49L48 55V50H47V52H46V50L44 49L43 51L49 56V58H51V57H54V58H51V61H49L50 59H46V57H45V55L44 54H42V56L40 55V53H36V55H38V57L40 56V57H42V58H44V59H46V60H48L46 63L47 64H53V63H50V62H52V61H54L55 59H56V57H58L55 61L56 62H58L59 64H60V66L61 65H63V63H64V61H65V63H64V66H62V68H60L61 69V71L59 70V73L61 74H58L57 72H56V77L55 76H53L52 78H53V83L52 84H54V82H55V84H57L58 85V87H56L55 86V88L56 89H54L53 90V92L50 94V96L52 95L53 97H55V98H57V93H58V91H57V89L59 88V86H60V84H61V81L66 77V82H67V84H69V88H68V90L65 92V95H64V98H65V100L67 101V105H71V103H72V100L73 99H76L75 97H76V93H75V91H74V85L76 84V86L75 87H82V90L84 89L85 90V86H87V84H86V82L84 83V81L81 79V80H79V79H77L76 77V75H75V73H73L72 71V73L70 74H68V75H66L65 74V71H63V69L65 68V65H66V63L68 62V60L70 59L71 61H73V59H72V57H70V50H68L69 49V47L67 46V50L66 49H64V50H60L59 48H57L58 46L57 45H52L51 46ZM151 47V48H150ZM174 47V48H175ZM224 47V46H223ZM24 48H26V51H24L23 49ZM43 48V49H42ZM122 48V49H121ZM184 48V49H183ZM221 49L224 51V53L223 52H221ZM21 50V51H20ZM23 50V51H22ZM59 50V51H58ZM85 50V51H84ZM175 50H176V48H175ZM15 51V52H14ZM60 51H61V53H60ZM165 51V52H164ZM187 51V52H186ZM194 51V52H193ZM58 52H59V55L58 56H55V55H57L58 54ZM171 52V53H170ZM227 52V51H226ZM255 52V53H254ZM10 53H13L14 55H13V57L15 56V57H17V61H16V63H17V67H18V65H19V69L18 68H16L17 69V71L18 72H16V74L14 75V76H16L17 75V78H15L14 76H12L11 74L13 73L12 72V70L10 71V69H12L11 68V65L12 64H14V63H12V64H10V66H9V63H11L10 62V60H5V58L7 59V58H10V56H9V54ZM16 53V54H15ZM54 53H56V54H54ZM159 53V54H158ZM221 53V54H220ZM7 54H8V56H7ZM52 54H54L53 56H52ZM86 54V55H85ZM135 56H134V55ZM162 54H164V55H162ZM187 54H190V55H187ZM222 54H223V56H222ZM237 54H240V55H237ZM255 54V56H253ZM259 54V60H260V62L261 63H258V64H262L261 66L260 65H258L257 63H256V61H257V56L256 55H258ZM84 55V56H83ZM131 55V56H130ZM155 55H157V56H155ZM172 55H175V56H173L172 57ZM181 55V56H180ZM44 56V57H43ZM75 56V55H74ZM73 56V58H74V60L75 61H78V60H76V56L74 57ZM83 56V57H82ZM138 56H140V57H138ZM141 56H143L142 57V59H141ZM146 56V57H145ZM169 56V57H168ZM32 57V56H31ZM40 57L38 58L39 59V64H42V63H45L44 61H46V60H44V59H40ZM59 57H61V58H59ZM137 57H138V59L140 58L142 61L139 63V61L140 60H138L137 59ZM240 57H241V59H240ZM19 58H21V60H23L22 62L21 61H19L18 62V59ZM48 58V57H47ZM160 58V57H159ZM176 58H181V59H178V61L176 60ZM245 58V59H244ZM53 59V60H52ZM59 59H62L63 60V62H62V60H59ZM83 59V60H82ZM150 59V60H149ZM233 59H235V60H233ZM44 60V61H43ZM90 62H89V61ZM134 60H138V62L136 63V61H134ZM190 60V61H189ZM245 60V61H244ZM248 60V61H247ZM255 60V61H254ZM262 60V61H261ZM5 61V62H4ZM7 61H9V62H7ZM54 61V62H55ZM134 61V62H133ZM151 61V62H150ZM195 61V62H196ZM7 62V63H6ZM20 62L21 63H23V66H21L22 64H20ZM26 62H28V63H26ZM40 62H42V63H40ZM49 62V63H48ZM62 62V63H61ZM87 62L88 63H91L90 64V68H89V64H88V66H87ZM148 62V63H147ZM153 63V64H150V63ZM177 62V63H176ZM234 62V63H233ZM256 63V65H255V63ZM263 62V63H262ZM6 63V64H5ZM16 63L14 64V65H16ZM46 63L43 65V66H45L46 65ZM114 63V64H113ZM117 63V64H116ZM236 63V64H235ZM5 64V65H4ZM27 64V65H26ZM116 64V65H115ZM138 64H143L142 66L141 65H139L138 66ZM156 64V65H157ZM224 64V65H223ZM42 65H38V67L39 68H35V70L37 71V72H39L40 73V75H45L44 76V78H43V76L41 77V76H37V77H41L40 79H44V80H46V78H47V80L49 79L48 77H49V74H50V71L48 70L47 71V74H45L46 73V71L43 73V71H42V69H43V67H42ZM84 65V66H83ZM114 65V66H113ZM137 65V66H136ZM157 65V66H158ZM163 65V66H162ZM174 65V66H173ZM249 65H250V67H249ZM255 65V66H254ZM257 65H258V67H257ZM10 68H9V67ZM42 67V69H41V67ZM110 66H112L111 68H109ZM117 66L119 67V68H117ZM176 66V67H175ZM239 66H240V68H239ZM64 67V68H63ZM80 67V66H79ZM84 67V68H85ZM108 67V68H107ZM117 68V69H115V68ZM164 67V68H163ZM172 67V68H171ZM245 67V68H244ZM7 68H9L8 70H7ZM26 68V69H25ZM28 68V69H27ZM32 68V69H31ZM91 68V69H92ZM156 68H154V70L156 69ZM242 68V69H241ZM247 68V69H246ZM253 68V69H252ZM87 69V68H86ZM86 69H84L85 70V73H86V71H87V73H88V70H86ZM114 69H115V71H114ZM134 69V70H133ZM141 69V70H142ZM179 69V70H178ZM244 69V70H243ZM264 69V68H263ZM262 69V71H260L259 70V72H260V76H261V79H263V76H264V70ZM26 70H28V71H26ZM121 69H119V71H120ZM139 70V71H138ZM178 70V71H177ZM215 70V71H214ZM237 70V71H236ZM247 70V71H246ZM26 71V72H25ZM30 71V72H31ZM40 71H42V73L40 72ZM63 71V72H62ZM131 71V72H132ZM242 71V72H241ZM243 71H245V72H243ZM12 72V73H11ZM138 72V73H137ZM154 72H157L156 70L154 71ZM7 73V74H6ZM10 73V74H9ZM18 73V74H17ZM28 73V74H27ZM39 73H38V75H39ZM63 73V74H62ZM87 73L85 74V75H87ZM216 73V74H215ZM5 74H6V76H5ZM11 76V77H9V81L8 80H6V78L5 77H7V79H8V76L9 75ZM21 74V75H20ZM25 74V75H24ZM65 74V75H64ZM156 74H158V72L156 73ZM241 74V75H240ZM23 75V76H22ZM28 75V78L26 79V76ZM48 75V77H46ZM59 75V76H58ZM64 75V76H63ZM71 75H75L74 76V78H73V76H71ZM5 76V77H4ZM18 76L19 77H21V78H18ZM69 76V77H68ZM70 76L73 78H70ZM129 76V77H128ZM135 75L134 76H130V75H126V77L125 76H121L120 77V82H121V80L123 81L122 83H126V82H130L131 83V81H135V80H137V79H135V78H138V77H136ZM153 76H155V75H153ZM2 77H4V78H2ZM14 77V78H13ZM55 77V78H54ZM57 77H61V80L59 81V79L60 78H58L57 80H56V78ZM64 77V78H63ZM133 77L135 80H132L131 78ZM158 77V76H157ZM165 77H163L164 79H165ZM241 77V78H240ZM11 78V79H10ZM23 78H25L24 80H23ZM52 78H50V79H52ZM70 78V79H69ZM155 78V77H154ZM158 78H160V77H158ZM167 78V79H168ZM12 79L13 80H16V81H12ZM119 79V78H118ZM127 79L129 80V81H127ZM146 78H144V80H145ZM163 79V80H164ZM6 80V81H5ZM11 80V81H10ZM54 80H56V81H54ZM73 80H75V81H73ZM78 80V81H77ZM86 80H88V79H86ZM113 82H112V81ZM131 80V81H130ZM235 80V81H234ZM237 80V81H236ZM19 81V82H18ZM22 81V82H21ZM25 81V82H24ZM71 81V82H70ZM108 81H107V83H108ZM165 81V80H164ZM164 81H162V82H164ZM11 82H13V83H11ZM14 82H15V84H14ZM21 82V83H20ZM28 82V83H27ZM58 82H59V84H58ZM70 82V83H69ZM83 82V83H82ZM119 82V83H120ZM159 82H161V81H159ZM161 82V87L164 85L163 83ZM166 82V81H165ZM164 82V83H165ZM168 80H167V84H168ZM214 82H217V84H216V88L213 86V85H215L214 84ZM246 82V83H247ZM9 83H11L10 85H9ZM17 83V84H16ZM20 83V84H19ZM47 83H49V82H47ZM46 83V84H47ZM74 83V84H73ZM79 83V84H78ZM133 83V82H132ZM208 83H211V86L212 87H209V88H207L208 86H207V84ZM253 83H254V85L258 88V89H263V88H261V87H263V84H261L259 81H253ZM257 83V84H256ZM19 84V85H18ZM26 84V85H25ZM72 84V85H71ZM82 86H81V85ZM83 84L85 85L84 86V88H83ZM121 84V83H120ZM140 84V83H139ZM163 84V85H162ZM166 84V83H165ZM166 84V85H167ZM32 85V86H31ZM37 87H35V86ZM77 85H79V86H77ZM134 85V84H133ZM141 85V84H140ZM139 85V86H140ZM166 85H164V86H166ZM41 86V87H40ZM70 86H73V87H71L70 88ZM111 86V87H112ZM137 86V82H135V87ZM178 86V87H179ZM206 86V87H205ZM14 88V89H17V88ZM35 87V90H33L32 88H34ZM114 87H115V85H114ZM160 86H159V89L161 88ZM214 87V88H213ZM23 88V87H22ZM164 88V87H163ZM162 88V89H163ZM182 88V89H181ZM212 88V89H211ZM40 89V90H39ZM79 89H81V88H79ZM134 89V88H133ZM133 89H132V92H133ZM136 89H138V88H136ZM213 89H215V90H213ZM19 90L21 91V86L19 87V89L17 90V92H19ZM29 91V92H31V93H33L32 91ZM56 90V92H54ZM158 90V89H157ZM157 90H155V91H157ZM74 91V92H73ZM88 91H89V89H88ZM88 91H83V93L81 92V93H79V94H77V95H80L78 98H80V99H82L83 101H84V103H85V107H86V105L88 106V103L89 102H87V101H91V100H94V98H95V95L94 96H90L89 97V95L87 96L86 94H89L91 91H89V93H88ZM135 91V90H134ZM179 91H181V92H179ZM5 92H6V89H5ZM4 92V90H3V92H2V90H0V102H2V104L4 103V101H9V99H10V102H9V104L12 102V104L13 105H15V104H17V105H15V106H19V107H17L18 109L19 108H21V109H19V111L20 112H24L23 111V109H25V107L21 104V102H18L17 101V99L16 98H18V97H16L17 95H16V93H11V96L9 95L8 97H6L5 95H7V92L5 93ZM22 92V91H21ZM40 92H41V95H40ZM68 92V94H66ZM136 92V91H135ZM133 92V94H138V96H139V94L140 93H142V91L140 90V92L138 91V92ZM213 92V93H212ZM55 93V94H54ZM93 93V92H92ZM194 93V94H195ZM264 93V91H260V92H257L256 94H260V95H262ZM39 94V95H38ZM73 94H74V96H73ZM95 94V93H94ZM136 94V95H137ZM13 95V96H12ZM68 95V96H67ZM87 96L88 97V99H87V97H86V99H84V96ZM91 95V94H90ZM93 95V94H92ZM258 95H256V97L258 96ZM259 95V96H260ZM71 96V97H70ZM81 96H82V98H81ZM258 96V97H259ZM5 97L8 99V100H6L5 99ZM14 97V98H13ZM35 98H36V96H34ZM53 97H52V99H53ZM91 97H92V99H91ZM140 97V96H139ZM255 97V98H256ZM2 98H3V100H2ZM77 98V99H78ZM90 98V99H89ZM142 98H141V103H142ZM255 98L254 99H252V100H255ZM13 99H15V100H13ZM48 99H51L50 97L48 98ZM51 99V100H52ZM69 99V100H68ZM2 100V101H1ZM85 100H87V101H85ZM108 100V101H107ZM105 102L106 103H111L110 101L111 100H109V99H107ZM122 100H125V101H131V103L129 104V106L128 107H131V108H128L131 112H133L132 110H133V107L135 108V110H136V108L139 106L138 105V102L136 103V102H132V98H131V96H130V93H126L125 94V96H124V98L122 99ZM252 100H251V102H252ZM17 101V102H16ZM19 101H21L20 99H19ZM48 102H50L49 100H48ZM87 102V103H86ZM104 102V103H105ZM183 102V103H182ZM250 102V101H249ZM248 102V103H249ZM250 102V103H251ZM15 103V104H14ZM105 103V104H106ZM114 103H116V102H113V104ZM133 103V104H132ZM11 104V105H12ZM112 103H111V105H113ZM136 104H137V106H136ZM252 104H254V103H252ZM108 106H109V104H107ZM114 106V105H113ZM175 106H177L176 107V109L174 110L173 108H171V107H175ZM193 106V105H192ZM206 106H208V107H206ZM90 107V106H89ZM89 107H86V108H84V106H81V107H79V109L78 110H80V112H81V114L83 113V115L85 116V114H86V112H90V110L88 109ZM118 107V108H117ZM114 110L115 111H112L111 113L112 114H117V111H116V108H117V110L119 109V106H118V103L117 104H115V106H114ZM181 108V109H180ZM205 108V109H204ZM142 109L143 108H141V111H142ZM202 109L203 110H206V114H208L209 112V114H210V118L208 117H204V116H200V112L202 111ZM208 109H210L209 111H208ZM68 110H70V109H68L67 107L65 108V114L66 113H69L68 112ZM89 110V111H88ZM144 110V109H143ZM234 110V111H233ZM44 111V110H43ZM163 111V112H162ZM207 111H208V113H207ZM8 112V111H7ZM10 112V111H9ZM8 112V113H9ZM164 113V115H162V113ZM212 112V113H213ZM3 113H4V115L6 116V112H4L3 111ZM3 113H2V111H0V115H3ZM21 113V114H22ZM42 113V114H41ZM85 113V114H84ZM154 113H153V115H154ZM18 114V115H17ZM21 114H19V112H16V113H12V114H8L7 115V120H9L10 119V121H9V123L10 124H12V126L14 125L13 123H11V122H16L17 123V125L15 124V130L14 129H12V131H13V133L14 134H16V136H18V135H22V133H24L23 132V130H22V128L24 129V127H23V125L25 126V123H27V121H30V119L32 118V117H36L35 118V120H34V118H32V120H34L33 122H31V123H34V124H31V125H29V123L28 124H26V128L28 127V126H30V127H32V128H30V127H28L27 129H29L30 131H34L35 129V131L34 132H36V131H38L39 129H40V126H38L39 125V116H42L41 118L42 119H44V121L46 122L47 120H45V119H47L48 117V114H46V113H43L42 112V110H39L38 111V113L37 114H35L34 116H29V115H27L26 117L25 116H21ZM46 114V115H45ZM88 114V113H87ZM87 114H86V116H87ZM208 114V115H209ZM242 114V115H241ZM12 115V116H11ZM15 115V116H14ZM25 115V114H24ZM44 115V116H43ZM82 115V116H83ZM118 115H119V110H118ZM118 115H114L115 117L116 116H118ZM162 115V116H161ZM10 116V117H9ZM155 116V115H154ZM166 116V117H165ZM14 117V118H13ZM31 117V118H30ZM204 117V118H203ZM216 117H217V119H216ZM2 120H5V121H3L2 123H4V122H6V119H4V118H2V117H0ZM17 118V119H16ZM23 118H25V120L23 119ZM171 120H170V119ZM219 118H221V117H219ZM0 119V120H1ZM175 119V120H174ZM214 119V120H213ZM226 119V118H225ZM24 120V121H23ZM31 120V121H32ZM177 120V121H176ZM208 120V121H207ZM223 120V119H222ZM228 120V118L226 119V121ZM212 121V122H211ZM8 122V121H7ZM24 123V124H22V126H20L19 124L20 123ZM187 122V123H186ZM194 122V123H193ZM189 123V124H188ZM37 124V125H36ZM213 124V125H212ZM18 125H19V127H18ZM91 124H88V126L89 127H91L90 126ZM180 125V126H179ZM186 125V127H184L185 129H183V126H185ZM212 125V126H211ZM193 126H195V128L193 127ZM37 127V128H36ZM86 127H87V125H86ZM164 127L165 126H162V128L164 129ZM182 129H181V128ZM158 128V129H157ZM155 130L157 131V133L159 134H157L158 135V137L160 136V134H161V131L162 132H166L167 130H164L163 131V129H161V127H157ZM161 129V131H160V129ZM180 128V129H179ZM32 129V130H31ZM34 129V130H33ZM190 129V128H189ZM215 129V128H214ZM22 130V131H21ZM40 131V130H39ZM38 131V132H39ZM156 131H154V133L156 132ZM172 131V132H171ZM195 131V132H194ZM149 132V131H148ZM147 132V133H148ZM51 133H53V131L51 132ZM147 133L145 134V136L147 135ZM167 133V132H166ZM183 136V137H185V138H187L186 140H187V142L185 141V139L180 135V134ZM187 134L186 136H185V134ZM212 133V134H211ZM253 133H259V132H253ZM18 134V135H17ZM55 134V133H54ZM149 134V133H148ZM151 134V133H150ZM149 134V135H150ZM177 134H179L180 136H181V139H180V141L179 140H176L177 138H178V136L179 135H177ZM211 134V135H210ZM144 135V134H143ZM176 135H177V137H176ZM72 136L74 137L73 139H72ZM148 136V135H147ZM151 136V135H150ZM169 136H170V138L173 140V139H175V140H170V138H169ZM175 136V137H174ZM179 136V137H180ZM188 136V137H187ZM18 137H20V136H18ZM64 137V138H63ZM69 138L68 140H65V138ZM149 137V136H148ZM61 138V139H60ZM66 138V139H67ZM157 138V137H156ZM161 137H159V139H160ZM203 138H206V139H204V140H206L207 142V146H206V144L204 145V143L205 142H201V145H200V143H198V142H200L201 141V139H203ZM137 139V140H136ZM140 139V140H139ZM63 140V141H62ZM182 140V141H181ZM183 140H184V142H183ZM198 140H200V141H198ZM57 141V142H56ZM131 141V140H130ZM135 141H137V143L135 142ZM142 141V140H141ZM176 141V142H175ZM177 141L178 142H181L180 144H179V146H178V148L175 146V144L177 143ZM94 143H86V144H84L83 145V148H84V150L85 151H89V150H94L93 148H96L97 147V149H96V152H95V154L97 155V154H100L101 155V153H104L103 152V150H105V147L107 148V146L106 145H104L103 146V144H101V143H95V141H93ZM170 142V143H169ZM175 142V143H174ZM67 143V142H66ZM70 143V142H69ZM136 143V144H135ZM140 143V142H139ZM156 143V144H155ZM58 144L60 145V147H58L57 148V146H58ZM62 144V145H61ZM117 143H115L114 144V147L116 148V147H118V144L116 145ZM132 144V145H131ZM154 144V145H153ZM210 144V145H209ZM255 146H252L251 148H250V151L249 152H253V151H251L252 149L254 150V148L253 147H258L257 145H259L258 143H253ZM134 145V146H133ZM9 147H7V148H9L10 149V147H11V145L9 144L8 145ZM46 147V144L44 145L43 144V147ZM189 146V147H188ZM204 146V147H203ZM215 146V148H214V150H213V147ZM236 146H238V147H236ZM236 146H233V147H231V150H232V148H233V151L232 152H237L238 151V148H239V145H236ZM35 146L34 145H32L31 147H30V150H29V152H28V158H27V160L30 158V163L31 162H33V164H36L38 161H35V159L36 160H38L39 158L36 156V155H38V153H36V152H34V154H33V151H35V149H36V147L34 148ZM42 147V145H40V148ZM42 147V148H43ZM85 147H87V148H89V149H87V148H85ZM134 147V148H133ZM140 147H141V149H140ZM145 148H146V146H144ZM175 147V148H174ZM12 149H10L11 151H8L6 154H7V157H6V159H5V161H3V163L1 164L0 163V173H5V172H9L8 170L6 171V170H4V169H6V167H9V166H7L9 163H11L10 162V160L12 159L13 161H14V156L16 157V154L18 153V151H15L14 149H13V147H11ZM62 148V147H61ZM87 149V150H86ZM109 148H107V150H108ZM216 149V150H215ZM256 149V148H255ZM8 150V149H7ZM6 150V151H7ZM13 150V151H12ZM58 150V151H57ZM262 150V154H263V156H264V146H263V149H261ZM14 151L15 152H17V153H14ZM136 151L140 154L139 155V160H141L140 162H137V161H134V160H129L130 162H129V164L128 165H125L124 167H126L127 166V168L130 170V174H128V175H126L127 173L125 172V174H123V175H121L120 177H115L114 175H115V170L116 169H119V168H121L122 166V163L125 161V158L127 157V155L129 154V153H136ZM220 151V150H219ZM57 152H60V153H57ZM98 152V153H97ZM101 152V153H100ZM141 152V151H140ZM9 153H10V155H9ZM138 153H136V155H138ZM219 153V152H218ZM61 154V155H60ZM170 154L172 155V156H170ZM174 154V155H173ZM186 154V155H185ZM212 154V155H211ZM247 153L246 152H241L240 154H238V157H237V159H236V162L240 159V158H245V157H248V154L246 155ZM85 156L87 155L88 156V154L86 153V154H84ZM203 155H205L204 157H203ZM37 158H36V157ZM60 156V157H59ZM85 156H83L82 155V159H86V157ZM135 156V155H134ZM201 156H202V158H201ZM208 156H210V157H208ZM239 156H241V157H239ZM11 157V158H10ZM49 159H48V158ZM58 157H59V160H58ZM85 157V158H84ZM207 157V158H206ZM8 158H10V159H8ZM52 158H53V160H52ZM230 158V157H229ZM239 158V159H238ZM34 159V160H33ZM57 160L58 162H60V163H58L57 161H55V160ZM63 159V158H62ZM87 159H88V157H87ZM227 160H228V158H226ZM226 159H223V160H226ZM9 160V162H8V164L7 163H5V162H7ZM138 160V161H139ZM199 160V161H198ZM36 162V163H35ZM53 163L52 164V166H51V164L50 163ZM56 162V163H55ZM67 162V163H66ZM69 162V163H68ZM29 163V162H28ZM55 163V164H54ZM75 163V164H74ZM84 165H83V164ZM142 163V164H141ZM198 164V166H195V165H197ZM71 164H72V166H71ZM144 164V165H143ZM235 164V163H234ZM233 164V165H234ZM49 165V166H48ZM232 165V166H233ZM6 166V167H5ZM51 166V167H50ZM67 166V167H66ZM113 166V167H114ZM142 166H144V167H142ZM192 166H193V168L194 169H196L195 171H194V169L192 168ZM78 167V168H77ZM82 167V168H81ZM140 167L141 168H143V169H140ZM179 167V168H178ZM185 167V168H184ZM196 167H200V168H196ZM4 168V169H3ZM10 168V167H9ZM9 168H7V169H9ZM55 168V169H56ZM65 168H67V169H65ZM76 168V169H75ZM86 168V169H85ZM89 168V169H88ZM103 168V167H102ZM101 167H100V169H99V166H98V168H97V170L99 169V170H101L102 169ZM150 168V169H149ZM234 168V167H233ZM43 169H44V171H43ZM80 169H82V170H80ZM217 170H218V167L216 168ZM140 170V171H139ZM230 170V169H229ZM76 171V172H75ZM177 171V173H178V175H177V173H175ZM192 171H193V173H192ZM213 171H215V169L213 168ZM90 172V173H89ZM148 172V173H147ZM191 172V173H190ZM209 172H211V171H209ZM228 172V171H227ZM82 173V174H81ZM165 173V174H164ZM207 173H208V171H207ZM12 174V173H11ZM10 174V175H11ZM72 174V175H71ZM87 174V175H86ZM142 175V176H141ZM226 174H224L223 176H221V177H219L218 178V180H216V182H220V181H222L224 178V176H225ZM228 175V174H227ZM226 175V176H227ZM263 175H264V171H263ZM31 176V177H32ZM69 176V177H68ZM148 176H150V179H148L149 177ZM166 176V175H165ZM164 176V177H165ZM225 176V177H226ZM243 176V175H242ZM44 177H47L46 178V181H45V178ZM49 177V178H48ZM111 177V178H110ZM113 177V178H112ZM139 177V178H138ZM143 177V178H142ZM153 177H154V179H153ZM159 177V178H158ZM176 177V178H177ZM193 177H195V179L193 178ZM198 177V178H197ZM203 177V176H202ZM201 177V178H202ZM26 178V177H25ZM29 177H27L26 178V180H28V181H30L31 179H28ZM59 178V179H58ZM69 178V179H68ZM77 178V179H76ZM114 178H116L117 180H119L120 178H122V179H120L119 181H117V180H115ZM135 180H134V179ZM48 179H52L51 181H47ZM58 179V180H57ZM91 179V178H90ZM100 179V180H99ZM114 180L115 181V186H117V192L115 193V195H114V197H113V199L114 200H112L110 203H112L111 204V207L109 206L110 205V203L109 204H107L104 200H102V202H100L99 203V201L100 200H98L96 197V195H99L100 194V192L102 193V194H100V196L102 197V198H104V196L108 193L107 192V190L108 189H110V190H112L113 188H114V184H112V182L114 183V181H111V180ZM142 180V179H145V180H143L142 182H143V184H137L136 182H134V181H138V180ZM147 179V180H146ZM36 180V181H35ZM54 180V181H53ZM80 180V181H79ZM81 180H83V181H81ZM121 180H123V185H120L119 183H120V181ZM191 180V181H190ZM33 181L35 182V183H33ZM45 183H44V182ZM80 183H79V182ZM90 181V180H89ZM150 181V182H151ZM109 182H111V183H109ZM117 182V183H116ZM119 182V183H118ZM155 182V183H156ZM190 182V183H189ZM134 183V184H133ZM152 183H154V182H152ZM86 184V185H85ZM191 184V185H190ZM57 185V186H56ZM96 185H97V188H96ZM120 185V186H119ZM157 185H158V183H157ZM112 186V188H109V187H111ZM148 186V187H147ZM40 187V188H39ZM75 187V188H74ZM80 187V188H79ZM84 187V188H83ZM118 187H120V188H118ZM142 187V188H141ZM10 188V189H9ZM13 188H14V186H13ZM13 188H12V190H11V187H8V191L9 190H11V191H13V192H11L10 193V191L8 192L9 194H11V195H14V194H16V193H14V190H13ZM81 188H83V190L81 189ZM89 188V189H88ZM96 188V189H95ZM40 189V190H39ZM42 189V190H41ZM93 189V190H92ZM140 189H142V190H140ZM47 190V189H46ZM55 191V192H54ZM66 191V192H65ZM80 193H79V192ZM86 191V192H85ZM95 191H97L96 193V195H93V194H95L94 192ZM107 193H106V192ZM262 191V192H261ZM19 192V193H18ZM35 192V193H34ZM40 192V193H39ZM143 194H142V193ZM14 193V194H13ZM104 193H106V194H104ZM150 193V194H149ZM37 194V195H36ZM53 194V195H54ZM56 194H57V196H56ZM64 194V195H63ZM140 196H139V195ZM152 194V195H151ZM235 194H237V195H235ZM28 195H31V196H29L28 197ZM40 195V196H39ZM75 195V196H74ZM77 195V196H76ZM149 195V196H148ZM222 195V196H221ZM39 196V197H38ZM58 196H59V199H58ZM143 196V197H142ZM151 196V197H150ZM156 196V197H155ZM239 196V197H238ZM12 197H14V198H16V196H12ZM63 197V198H62ZM92 197V198H91ZM93 197H95L94 199H93ZM99 197V196H98ZM122 197H124V198H122ZM20 198V197H19ZM24 198V199H23ZM28 200H27V199ZM125 199V201H126V198H127V200H128V202L129 203H131L133 200H137V199H149V198H151V199H153L154 200V202H152L151 201V199L149 200L150 202H151V207L149 208V209H151V211H140L141 210V208H140V210L138 209V208H136V207H132V209H130V211H129V209H128V211L126 212V210H124V212H122L121 213V215L120 214H118V215H114L113 214V212L114 211H107L108 210V208H113L114 206H117V208L119 209L120 207L119 206H121V205H119V204H121V202L122 203H124V201H122L121 200V202H120V200L119 199ZM223 198V199H222ZM224 198H228V199H224ZM18 198H16L15 200H17ZM147 199V200H148ZM62 200V201H61ZM91 200V201H90ZM92 200H94V201H92ZM97 202H96V201ZM116 200V201H115ZM117 200H119V202H117ZM263 200V201H262ZM55 201H57V203L56 204H60V206L59 205H56L55 203H53V202H55ZM59 201V202H58ZM63 201H65L64 203H63ZM158 201V202H159ZM169 201H171V203L169 202ZM218 201V202H217ZM250 201H251V203H250ZM16 202V201H15ZM18 202H20V199L17 201V203ZM61 202V203H60ZM127 202V201H126ZM176 202V201H175ZM186 202V201H185ZM94 203H95V205H94ZM107 204L106 206H108V208L107 207H105V204ZM117 203H119V204H117ZM190 203V204H189ZM25 204V205H24ZM33 205V208H32V205ZM54 204V205H53ZM200 204H201V206H200ZM225 204V205H224ZM227 204V205H226ZM256 204V205H255ZM3 205V206H2ZM26 207H24V206ZM56 205V207L54 208V206ZM64 205V206H63ZM162 205H163V207H162ZM168 207H167V206ZM190 205H192V206H190ZM223 205V206H222ZM228 205H231L233 208H231V206H230V208H231V210H234L235 208H240V210L241 211H228L227 210V208H228ZM236 205V206H235ZM239 205V206H240ZM255 205V206H254ZM258 205V206H257ZM27 206H29L30 208H32V209H29V207H27ZM64 208H63V207ZM94 206V207H93ZM113 206V207H112ZM166 206V207H165ZM203 208L204 210L203 211H201L202 209L200 208ZM227 206V207H226ZM234 206H235V208H234ZM102 207V208H101ZM195 207V208H194ZM197 207H199L200 208V211L198 210V209H196ZM214 207V208H213ZM218 207H219V209H218ZM224 209H223V208ZM6 208V209H5ZM8 208V209H7ZM11 209V211H9L10 209ZM35 208V209H34ZM57 208V209H56ZM58 208H59V210H58ZM65 209V211L64 210H61V209ZM160 208V207H159ZM164 208H169L168 210L167 209H164ZM221 208H222V210H221ZM258 208V209H257ZM261 208V209H260ZM5 211H4V210ZM18 209V211H16ZM22 209V211H19V210H21ZM97 209H98V211H97ZM100 209H101V211H100ZM107 209V210H106ZM113 209H115V207L113 208ZM157 209V208H156ZM225 209H226V211H225ZM254 209V210H253ZM13 210V211H12ZM27 210H29V211H27ZM34 210V211H33ZM61 210V211H60ZM94 210H96V211H94ZM104 210V211H103ZM120 210V209H119ZM132 210V211H131ZM147 210V209H146ZM194 210H196V211H194ZM198 210V211H197ZM256 210V211H255ZM3 211V212H2ZM6 211H7V213H9V214H7L6 213ZM22 212V213H21ZM34 212V214H31V213H33ZM36 212H38V213H36ZM46 212V211H45ZM58 212V213H57ZM61 212V213H60ZM141 212V213H140ZM146 212H147V214H146ZM160 214H159V213ZM28 213H30V215L28 214ZM112 213V214H111ZM8 215V217H7V215ZM20 214V215H19ZM24 214H28L27 216L26 215H24ZM61 215V216H57V215ZM107 214V215H106ZM111 214V215H110ZM136 214V215H135ZM145 216H144V215ZM195 215V217L193 216V215ZM4 215H2L1 217H3L4 218ZM46 215V216H45ZM105 215V216H104ZM162 215V216H161ZM23 216V218H21ZM34 217V219H36V217H37V219L36 220H34L33 218H28V217ZM99 216V217H98ZM101 216L103 217L104 216V218H101ZM143 216V217H142ZM16 217H18V219H21V220H25V222L26 223H28L27 225H26V223L25 222H22V221H20L22 224H20L19 222H18V219L16 218ZM44 217V218H43ZM61 217V218H60ZM98 217V218H97ZM109 217V218H108ZM135 217V218H134ZM142 217V218H141ZM146 217H147V219H146ZM149 217V218H148ZM154 217V218H153ZM160 217V219H157V218H159ZM175 217V218H174ZM187 217V218H186ZM8 218V219H7ZM28 220H27V219ZM43 218V219H42ZM65 218V219H64ZM144 218L146 219L145 221H147V222H145V223H148V222H150L149 224H146L145 226L147 227H144V224L145 223H143V221H144ZM164 218V219H163ZM188 218H190V219H188ZM13 219V220H12ZM15 219V220H14ZM17 219V220H16ZM30 219H31V221H30ZM50 219V220H49ZM51 219H53L52 221H51ZM61 219H63V221L61 220ZM105 219V220H104ZM149 219H150V221H149ZM195 219V220H194ZM262 219V220H261ZM10 220V221H9ZM34 222H33V221ZM55 220V221H54ZM58 220H59V222H58ZM96 222H95V221ZM133 220V221H132ZM152 220V221H151ZM9 222L8 224L11 226H9L8 224H6L7 222ZM16 222L17 221V223L15 224L14 222ZM60 221H62V222H60ZM92 221H93V225H92ZM189 222V226L192 224V225H194V223H195V225L194 226H192V227H188V224H187V222ZM194 223H193V222ZM35 223V224H33V223ZM50 222V223H49ZM191 222V223H190ZM262 222V223H261ZM25 223V224H24ZM58 223L59 224H61L60 226L58 225ZM96 225H95V224ZM155 223H156V225H155ZM259 223V224H258ZM32 224V225H31ZM37 224V225H36ZM48 224H49V226H48ZM51 224V225H50ZM143 224V225H142ZM152 224L154 225V226H152ZM184 224V225H183ZM8 225V226H7ZM21 225V226H20ZM29 225V226H28ZM31 225V226H30ZM35 225V226H34ZM39 225V226H38ZM42 225L44 226V228H47V229H49L50 228V233L52 232V233H54V231L56 230V232H55V234L56 235H54L55 237H53L52 235V233H51V235L50 234H48V232L46 231L47 229H43L44 230V234H45V231H46V233L48 234H43V236L45 237H43V241H41L40 243L39 242H37V243H39V244H37L36 243V241H34V240H36L35 239V236H36V234H35V232H40L41 230H39V229H41L42 228ZM186 225V226H185ZM24 226H26V227H24ZM40 226H41V228H40ZM92 226H93V228H92ZM99 226V227H98ZM105 228H104V227ZM152 226V227H151ZM20 227V228H19ZM33 227H37V228H35V230H33L34 228ZM58 227V229H56ZM98 227V228H97ZM10 228V229H9ZM17 228V229H16ZM28 228V229H27ZM33 228V229H32ZM55 230H54V229ZM95 228V229H94ZM183 228V229H182ZM258 228V230H256ZM6 229V230H5ZM18 229L20 230V232L18 231ZM23 231H22V230ZM30 230L29 232L27 231V230ZM54 231H53V230ZM61 229V230H60ZM186 229V231H187V229H188V232H187V234H186V231H184ZM2 230H4L3 231V233L1 232ZM25 230V231H24ZM39 230V231H38ZM42 230V231H43ZM94 230V231H93ZM134 230V229H133ZM132 230V231H133ZM153 230V231H154ZM6 231V232H5ZM60 231V232H59ZM86 231H88L89 233H90V231H92L90 234L89 233H84V232H86ZM123 231V230H122ZM149 231V232H148ZM158 231V230H157ZM17 232V233H16ZM19 232V233H18ZM28 232V233H27ZM81 232V233H80ZM137 232H139V231H137ZM249 232V233H248ZM253 234H252V233ZM2 233V234H1ZM9 235H8V234ZM24 233H27V235L26 234H24ZM37 233V234H38ZM139 233H142V231L141 232H139ZM12 234V236H10ZM147 234V235H146ZM150 234V235H149ZM179 234V235H178ZM251 234V235H250ZM24 235H26V237L28 236L29 238H25V236ZM57 235L58 236H60V237H58L57 238ZM132 235H135V231H133V233H132ZM0 236V237H1ZM18 236V238H16ZM71 236H73V237H71ZM9 237V238H8ZM16 239H15V238ZM52 238L51 240L49 239V238ZM160 237V238H159ZM178 237H180L179 239H178ZM21 238V239H20ZM26 240H25V239ZM31 238V239H30ZM49 239V240H46V239ZM67 238H68V240H67ZM90 238V239H89ZM120 238H122V239H120ZM16 241L17 240V242H15L14 240ZM30 239V240H29ZM61 239H62V241L63 242H61ZM87 239V240H86ZM13 240V241H12ZM29 240V241H28ZM46 240V241H45ZM57 240V241H56ZM109 240V239H108ZM124 240V241H123ZM133 240V241H132ZM142 240V241H141ZM181 240V241H180ZM191 240V241H190ZM194 240V241H193ZM24 241V242H23ZM60 241V242H59ZM154 241V242H153ZM185 241V242H184ZM187 241V242H186ZM189 241V242H188ZM22 242V243H21ZM26 242H27V244L28 245H26ZM31 242V243H30ZM43 242V243H42ZM51 242V243H50ZM56 242V243H55ZM58 242V243H57ZM135 242V243H134ZM143 242H144V244H143ZM152 243V244H151ZM31 244H33V245H31ZM55 244V245H54ZM59 244V245H58ZM105 244V245H104ZM137 244V245H136ZM25 245V246H24ZM30 245V246H29ZM38 245V246H37ZM100 247H98V246ZM104 245V246H103ZM114 245H116V246H114ZM22 246H24V248L22 247ZM27 246V248H26V250H25V247ZM29 246V247H28ZM37 246V247H36ZM58 246V247H57ZM64 246V247H63ZM133 246V247H132ZM153 246V247H152ZM178 246V247H177ZM32 247V248H31ZM37 248V249H34L33 250V248ZM56 247V248H55ZM82 247H83V249H82ZM95 247V248H96ZM184 247V246H183ZM183 247L179 250V251H181L182 249H183ZM191 247V246H190ZM40 248V249H39ZM65 248V249H64ZM123 248V249H122ZM131 248L133 249V250H131ZM155 248V249H154ZM24 249V250H23ZM57 249V250H56ZM75 249V250H74ZM82 249V250H81ZM103 249V250H102ZM120 250H121V252H120ZM159 250V251H158ZM161 250H163V251H161ZM25 251V252H24ZM30 251V252H29ZM53 251H55V252H53ZM63 251H61L60 253V256H62L63 254H64V252ZM5 252V253H4ZM15 252V253H14ZM49 253V255H48V253ZM123 252V253H122ZM156 252V253H155ZM23 253H25L24 255H22ZM54 253V255H53V257H52V254ZM77 253V252H76ZM172 253V254H171ZM183 252L181 251V254H182ZM16 254V255H15ZM30 254V255H29ZM44 254V255H43ZM56 254V255H55ZM160 254V255H159ZM13 255H15L14 257L15 258H13ZM19 255H22L23 257L25 256V258H26V260H24V258L22 257V256H19ZM41 255V256H40ZM45 255H46V257H45ZM51 255V256H50ZM102 255V256H101ZM165 255H164V257H165ZM183 255V254H182ZM5 256H7V258H5ZM28 256H30V257H28ZM38 258H37V257ZM59 256V255H58ZM120 256V257H119ZM148 256V257H147ZM22 257V258H21ZM42 257H44V259L42 258ZM63 258V260H64V256H62ZM115 257V260L113 261V263L111 262L112 260V258H114ZM145 257H147L146 259H145ZM150 257V259L149 260H147L148 258ZM161 257H163V256H161ZM193 257V258H192ZM31 258V259H30ZM50 258V259H49ZM200 258V259H199ZM7 259V260H6ZM43 259V260H42ZM57 259V258H56ZM62 259H60V261L59 262H63V260ZM70 259L69 257L68 258H66L65 259V261H64V263H62V264H65L66 263V261H68V260ZM168 259V260H169ZM189 259V260H188ZM219 259V260H218ZM95 260V259H94ZM94 260H89V258H88V260L87 259H85L82 263L81 262H78V263H81V264H89V263H91V264H94ZM184 260V262H182ZM200 260H202V261H200ZM221 260V262H219ZM223 260V261H222ZM255 260H257V262L255 261ZM20 261H21V263H20ZM56 261V260H55ZM174 261V262H173ZM192 261V262H191ZM69 262H70V260L67 262L68 264H69ZM261 262V263H260ZM0 263V264H1ZM14 263V262H13ZM55 263V262H54ZM53 263V264H54ZM202 263V264H203ZM96 264V263H95ZM150 264V263H149ZM179 264V263H178Z\"/></svg>", "mask_w": 264, "mask_h": 264}]
</instances>
